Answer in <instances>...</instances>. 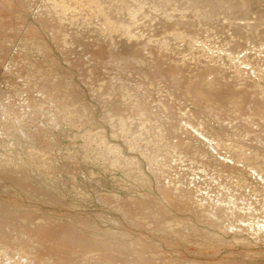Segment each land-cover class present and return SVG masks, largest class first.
<instances>
[{"label": "rangeland", "instance_id": "obj_1", "mask_svg": "<svg viewBox=\"0 0 264 264\" xmlns=\"http://www.w3.org/2000/svg\"><path fill=\"white\" fill-rule=\"evenodd\" d=\"M56 1L63 2L66 5L67 9L66 10L60 9V10L55 11L53 9L54 7H51L52 0H0V3H1L0 4V24H1L0 25V45L2 47L4 45L3 48H5V49H0V60H1V63H0V65H1L0 66V209H2V211H4V212L6 211L5 213H7V214H5L4 212H2L0 210V222H1L0 225L4 224L3 221L5 222V224L1 225V227H0V264H11V263L17 264V262H18V264H32L33 263V260L31 261V259H27L26 257L20 258L22 256L18 255L19 253L17 254V252H20L19 251L20 246L23 245V244H20V243H22L21 241L23 240V242H24V240L27 237H23L24 239H21L20 237H22V235H20V233H18L17 231H15L11 228L6 227L7 224H11V223L17 224L18 223L17 221H19L18 217H23V215H24V217L31 218L32 223L34 222L33 224H37V225L38 224L44 225L47 223V221H49L51 226H53V223H55L54 225L56 227H60L61 225L65 226V227L61 226L60 228H66L67 229L66 226H68L69 227L68 229H70L73 232V234H76V235L78 234L77 236L79 238H83V239L89 238L90 239V237H92V238L96 237V238H98L97 240H99L100 245L103 244V245H101V248L104 247V245L106 246L105 248H107V249H105V250H108L109 247H110L109 249H112L114 247H117L120 244H121V246H119V248L121 247V248H128L129 249L133 246V248H131V249L137 250L138 252H140V254L144 255L143 257L146 256L145 258L151 259L152 262H155L153 264H166L165 262H169L171 264H174L176 262H177V264H181L183 262H185L186 264H188L189 262H191V264H194V262H198V264H201L199 262H203V264H205V263L206 264L207 263H209V264L210 263L211 264L212 263L213 264H231V263L232 264H235V263L236 264H238V263L239 264H264V243H263L264 237L257 236V235L255 236L253 231H251L247 228V223L244 222V221H248V220H241L242 217H244L245 215L247 216L251 211L252 212L249 214V216H252V217H255V215L259 216L258 214L264 213V211H263L264 210V207H263L264 206V197H262V195L264 196V185H263L264 184V182H263L264 181V169H263V167H264V155H263L264 154V130H263L264 129V77H262V76H264V37H263L264 36V11H263L264 10V0H248V1L246 0L247 2H245L244 0H237V1L234 0V2H233V0H228V1L227 0H225V1L224 0H192L194 3L191 0H163V1L162 0L161 1L160 0H98V2L96 0V3H94V4H91L89 2V0H81V2L75 1L74 3L70 2V0H56ZM179 1H181V2H179ZM241 1L242 2L244 1V2L242 3ZM249 1H251L252 3L251 2L249 3ZM226 3L228 5H226ZM246 3H248L249 5ZM260 3H261V6H260ZM262 3H263V5H262ZM99 4H100V6H98ZM190 4L192 6H190ZM244 4H245V6H244ZM168 5H170V6H168ZM203 5H205V8ZM246 5H247V7H246ZM194 6H196V7H194ZM198 6H200V7L198 8ZM97 7H98V9H97ZM206 7H208V8H206ZM99 8L101 10L100 11L101 15L103 14L102 15L103 18L100 17V19H98L99 16L96 13L97 12L96 10H99ZM197 8H198V10H197ZM94 9H96V10L94 11ZM156 9H158V10H156ZM212 10L214 11V13L212 12ZM259 10L262 12L260 13ZM175 11L177 12V14H175L176 13ZM216 11H217V13H215ZM188 12L193 16H190V14ZM70 14L72 15V19L68 20V18H66V16H69ZM179 15H181V16H179ZM188 15H189V17H188ZM212 15H213V17H212ZM56 16H58L60 19H64V20L66 18V20L64 21L66 23H64L65 25L63 24V26L65 29V26L67 25L66 29H68V31H69L68 32L67 30H65L68 32V33L67 32L66 33L69 35H67L65 33V39H67V40H63V42H61V43L59 41L56 42V39L54 36L57 30L56 29L54 30L53 27L50 28L49 25H47L50 22L54 23V25H55V21L53 19H55ZM174 16H176V17H174ZM190 18L192 21L190 20ZM216 18H218V20ZM221 18L223 19V22H222ZM97 20H98V22H97ZM103 20H107V21L110 20L114 25H115V23H117L115 26L117 36L119 35V33H120L119 37H126L127 38L129 35H132V37H130V38H133L135 40L132 42L130 41L128 43V46L133 47L137 44H139L141 46V52H139L137 55V59L139 57L138 60L137 59L133 60V58L126 59V57H128V56L125 57L124 55L123 56L119 55V53H117V52H119V49H121L120 46H118L120 44L112 45L113 44L112 43L109 45V47H107L108 50H106V52L104 54L103 53L101 54V52H99V50L101 51L100 47H102V45H103V47L106 46L105 44H102L103 38H102L101 34H103V33H100L103 30V27L101 26ZM213 20H215V21H213ZM219 20H221V21L219 22ZM41 21H43V22H41ZM44 21H45V23H44ZM170 21H172L174 24ZM176 21L177 22L179 21V22L177 23ZM201 21H203V22H201ZM159 22H160V24H159ZM215 22H217V23H215ZM221 22H222V24H221ZM226 22H228V23H226ZM237 22L241 23L242 26H239L240 24L238 25ZM155 23H156V25H155ZM45 24H46V26H45ZM166 24H168L169 26L168 25L166 26ZM216 24H219L218 25L219 27ZM5 25H8V27ZM160 25H162V27ZM213 25H215V26H213ZM236 25H238V26H236ZM13 26H14V30H13ZM122 26H124V27H122ZM227 26H228V28H227ZM125 27H126V29H125ZM15 28H17V29H15ZM218 28H220V29H218ZM224 28H225V30H224ZM246 28H248V29H246ZM76 29H78V30H76ZM155 30L156 31L158 30V32H156ZM195 30H197V31H195ZM238 30H240V31H238ZM70 31L71 32L73 31V33L74 34L76 33V35H74ZM217 31H218V33H217ZM236 31L241 32V33L243 32V34H241V33L238 34V32H236ZM198 32L201 33L202 35L199 34ZM244 32H245V35H244ZM133 33H135V34H133ZM70 34H73L75 36V38H72L74 36L70 35ZM89 34L91 36H89ZM232 34H233V36H232ZM240 34L242 36L241 38L239 37ZM126 35H128V36H126ZM70 36H71V38H70ZM99 36L101 37V39L99 38ZM106 36L107 35H105V37ZM76 37H77V39L79 38L78 40L82 39L83 37H84V39H88V41H91V43H90L91 46L89 45L88 41L87 42L84 41L85 42L84 44L88 43L89 46L88 45L84 46V44H83V46H84L83 47L81 45L82 43L80 41H78L77 43H79V45H76L77 46L76 47L75 44H76L77 40L74 41L75 44L71 40V39H73V40L76 39ZM94 38H96L97 40ZM25 39H28L29 44L25 43V41H26ZM92 39H94V40H92ZM106 39H108V37H106ZM154 39H155V41H153ZM22 40H24V41H22ZM67 41L70 43H67ZM97 41H99V42H97ZM259 42H260V44H259ZM235 43L236 44L238 43V44L235 45ZM59 44H60V46H59ZM141 44H143V45H141ZM242 45H244V46H242ZM80 46L83 48H81ZM92 46H94V47H92ZM256 46H257V48H256ZM85 47L86 48L88 47V50L84 49ZM161 47L163 48V50ZM78 48H79V50H78ZM80 48H81V50H80ZM149 48H151V49H149ZM110 50L111 51L113 50V51L111 52ZM114 50H116L115 51L116 53L114 52ZM174 50H175V52H174ZM87 51H90V52H87ZM95 51H96V53H95ZM147 51H149V52H147ZM199 51H201V52H199ZM222 51H224V52H222ZM110 52L112 53V55L114 52V55H113L114 57L111 56ZM85 53H87V54H85ZM98 53L101 54L102 56L97 55ZM91 54H93V55H91ZM156 55H157V57H156ZM64 56L68 61L64 58ZM115 56H116V58H115ZM120 56L122 58V59H120L121 61L119 60ZM152 56L154 59H152ZM170 56H171V58H170ZM228 56H229V58H228ZM109 57H110V59H108ZM111 57H112V59H111ZM123 57H125V58L123 59ZM140 57H141V59H140ZM160 57H162V58H160ZM225 57H226V59H225ZM260 57H262V59ZM157 58L160 60L159 62H158ZM219 58H220V60H219ZM125 59L127 61H125ZM232 59H233V62H232ZM122 60H124V61H122ZM145 60H147V61H145ZM152 60H153V63L151 64ZM72 61L75 62L74 65H72L73 64ZM79 61L80 62L82 61L83 63H81V64H83V65H81ZM84 61L86 64L84 63ZM116 61H118V62H116ZM171 61H172V63H171ZM26 62H27V65H26ZM67 62L69 64H67ZM77 62H78V64H77ZM99 62H101L103 64H100ZM121 62H123V63H121ZM125 62H126V64H125ZM132 62H135V63L133 64ZM156 62H157V64H156ZM205 62H206V64H205ZM21 63H22V65H21ZM94 63L95 64L99 63V64H96L97 67H99V68H97ZM236 63H238V64H236ZM24 64L26 65V67L29 68V74H30V77H32L33 81L29 78L30 79L29 82L28 81L26 82V80L28 79L26 75L25 76L27 79L25 78L24 75L20 74L21 73L20 70H18L20 73L17 70H16V72L14 71L15 69H13V68H16V69L17 68L21 69L20 67L24 68V66H23ZM75 64L78 67H76ZM91 64L93 66H95L94 67L95 69L93 68V66ZM150 64H151V66H147ZM153 64H154V66H153ZM240 64H241V66H240ZM18 65H19V67H18ZM85 65H87L88 68H86ZM187 65L189 67H187ZM191 65L194 68H192ZM15 66H17V67H15ZM125 66H128V67H125ZM179 66L181 67V71H180ZM203 66H205V67H203ZM75 67H76V69H75ZM142 67L144 70L142 69ZM146 67L148 69V72L151 71L153 73L146 72L147 71V69H145ZM150 67H151V69H150ZM171 67H174V68L171 69ZM185 67L187 69H184ZM256 67H258L257 70L255 69ZM81 68L82 69L84 68L85 74L82 73L84 71H82ZM121 68H123V69H121ZM158 68H162V69L159 70ZM163 68H164V70H163ZM238 68H239V70H238ZM251 68H253V69H251ZM44 69H48L49 71H51V73L47 74V72H45L46 73L45 74L43 71ZM155 69H157L156 72H158V74H156V75H155V71H152ZM182 69H183V71H182ZM91 70L94 71L93 72L95 74L94 76H93V73L90 72ZM161 70H163V71H161ZM190 70H192V71H190ZM194 70L197 73L193 72ZM96 71H98V72H96ZM139 71H142L141 72L142 74L139 73ZM159 71H161L163 73H160ZM185 71H186L185 74L187 76H184L185 74H183ZM244 71H246V72H244ZM130 72H132V73H130ZM168 72H170V74ZM172 72H174V73H172ZM175 72L177 75L175 74ZM180 72H181V74H180ZM243 72H244V74H243ZM14 73H16V74H14ZM87 73H89V75L90 74L91 75L89 76ZM237 73H239V74H237ZM247 73H248V75H247ZM253 73H254V75H253ZM82 74H83V76H82ZM97 74L99 76H97ZM134 74H136V75L134 76ZM160 74H164L166 76L165 77H164V75L157 76ZM194 74H196V76ZM204 74H205L206 78H205ZM214 74H215V76H212ZM86 75H88V76L86 77ZM198 75H200V76H198ZM14 76H15V78H14ZM92 76H93V78H95L94 80H92L93 78L90 79V77H92ZM162 76H163V78H162ZM170 76H172V77H170ZM232 76H234V77H232ZM84 77H86L87 79ZM147 77H148V79L150 77L151 78L148 80ZM157 77H159V78H157ZM187 77H189V78H187ZM198 77H200V81L198 80L199 79ZM171 78L172 79L174 78V80L176 78H178L177 80H179V81H177V80L172 81ZM180 78H181V80H180ZM182 78L184 79V81ZM201 78L203 79V81H206V82H203ZM213 78H215V79L213 80ZM83 79H86L87 81L86 80L84 81ZM151 79H153L154 82ZM189 79H190V81H189ZM95 80L97 81V84H96ZM119 80H121V81L119 82ZM166 80L168 82H165ZM215 80H216V82H215ZM234 80L236 83L234 82ZM30 81H32V82L30 83ZM223 81H224V83H223ZM68 82L70 85L68 84ZM27 83H28V85H27ZM143 83H145V84H143ZM153 83H154V85H153ZM171 83H173V84H171ZM187 83H189V85ZM205 83H207L208 85L209 84H212V85L214 84V85L208 86ZM61 84L63 85V87L61 86ZM107 84L109 87L107 86ZM161 84H162V86H161ZM177 84H179L182 87L181 88H180V86L178 87ZM220 84H222L224 87L220 86ZM35 85H39V86H35ZM173 85H174V87H173ZM246 85L248 87H245ZM67 86H70V89H68L69 91L67 89H65L66 91L64 89H62L64 87L66 88ZM105 86H107L108 88ZM206 86L209 88H206ZM230 86H231V89H229ZM27 87H29V88H27ZM144 87H146V88H144ZM153 87H155V88H153ZM164 87H166L169 91L166 90V88H164ZM188 87H189V89H188ZM210 87H211V89H210ZM6 88H7V90H6ZM36 88H38V89H36ZM74 88H75L76 94L73 91ZM105 88H107L108 90H105ZM142 88H144V89H142ZM190 88H192V89H190ZM220 88H223V90H221L222 92L219 94V98H217V99L214 98L213 100H211L214 96V95L212 96V94L217 92L218 90H220ZM242 88H243V92L241 90ZM179 89H180V91H179ZM70 90H72V91H70ZM139 90H141V91H139ZM154 90L157 91V93ZM189 90H190V93H189ZM215 90H217V91H215ZM231 90L234 92H231ZM101 91H102V93H100ZM119 91H120V93H119ZM144 91H146L147 93ZM178 91L180 94L178 93ZM199 91H200V93H199ZM240 91H241V94H240ZM64 92H66V93H64ZM72 92H74V93H72ZM77 92H79L80 94H78ZM159 92H161V93H159ZM167 92H168V94H167ZM249 92H250V94H249ZM154 93H156V94H154ZM193 93L196 96H194ZM229 93H231L229 95L230 97L228 96ZM101 94H103V95L101 96ZM124 94H126V95H124ZM66 95H68V96H66ZM73 95L78 96V97L74 99L75 96H73ZM83 95H85V96H83ZM118 95H120V96L118 97ZM172 95L173 96L175 95V96L173 97ZM197 95H198V97H197ZM207 96L210 98H208ZM104 97H106V98L104 99ZM232 97L233 98L235 97L234 99H238L239 97H241V98H239V100H234ZM107 98H109V99H107ZM111 98H113V99H111ZM146 98H147V100H146ZM153 98H154V100H156V99L157 100L154 101ZM173 98L176 101H174ZM66 99H67V101H66ZM203 99H204V101H203ZM218 99H219V101L222 100L221 104L223 105V107H221V108H220V106H222V105H220V102L218 101ZM161 100H164V101H161ZM216 100H217V102H215ZM33 101H34V103H32ZM138 101H140V103ZM149 101H150V103H149ZM192 101H193V103H192ZM106 102H108L109 104ZM147 102L149 103L150 106L148 105ZM260 102H261V104H260ZM119 103H120V105H119ZM178 103L180 106L177 105ZM240 103H242V104H240ZM83 104H85V105H83ZM129 104H131V105H129ZM110 105H111V107H110ZM196 105H198V106H196ZM186 106H187V108H186ZM210 106H212V107H210ZM134 107H137L135 109H138V110H135ZM171 107H173V108H171ZM175 107H176V109H175ZM195 108H196V110H194ZM202 108L204 110H202ZM91 109L94 111H91ZM121 109H123V110H121ZM128 109H129V111H128ZM143 109H145V110H143ZM164 109H166V110H164ZM245 109H246V111H245ZM179 110H180V112H179ZM232 110H235V111L233 112ZM115 111H116V113H115ZM119 111L122 113H120ZM144 111L148 114L147 115L148 118L146 117V115L144 117V114H145ZM149 111H151L153 113H151V112L149 113ZM88 113H90V114H88ZM124 113H125L124 117L128 116L129 118H131L129 120L131 123L127 124V121L121 123V121L118 120V119H120L121 115H124ZM175 113H177L178 115ZM197 113H198V115H197ZM238 113H241L242 115L239 114L240 115L239 116ZM36 114L38 115V117H35ZM131 114H133V116H130ZM135 114H136V116H135ZM140 114H141V116H140ZM153 114H155V115H153ZM246 114H248V115H246ZM175 115L177 118H175ZM211 115H212V117H211ZM81 117H83V118H81ZM84 117H86V122H85V120H83V119H85ZM107 117H108V119H106ZM213 117H214V119H213ZM138 118H140V119H138ZM236 118L239 119L240 122L237 121ZM161 121L162 122L164 121V122L162 123ZM175 121H176V125H175ZM180 121H183V122L186 121V122L183 123ZM206 121H208V123ZM241 121H242V123H241ZM257 121H259V122H257ZM108 122H109V125H108ZM118 122H120V123H118ZM136 122H138V123H136ZM192 123H194L195 125ZM190 124H192V125H190ZM209 124H210V126H209ZM118 125H121V126L123 125L124 129H121L120 126H118ZM213 125H214V127H213ZM232 125H233V127H231ZM43 126H44V128H46V127H48V128L44 129V128H42ZM174 126L175 127L177 126L178 129H176L177 127L175 128ZM247 126H249V128ZM204 127H205V129H203ZM41 128L43 131H41ZM187 128L188 129L190 128L189 130L193 131L192 132L193 134L190 133L191 131H189ZM117 129L119 131H116ZM247 129L248 130L251 129V131L248 132ZM253 129L255 131H253ZM258 129H260L261 132H258L259 131ZM44 130H45V132H44ZM198 130H199V132H198ZM209 130L211 132H209ZM184 131H187V132H184ZM245 131H247V133ZM206 132H208V133H206ZM212 132H214V134ZM41 134H42V136H41ZM223 134H224V136H222ZM260 134H261V137L259 136ZM122 135H124V136L122 137ZM169 135H171V138ZM179 135H180V137H179ZM27 136H29V138ZM167 136H169V137H167ZM184 136L185 137L188 136L189 138L188 137L184 138ZM252 136L254 139L252 138ZM32 137L34 138V140ZM163 137H165V138L167 137V140L168 139L173 140V144L169 143L170 140L167 141L169 144L163 142L165 139ZM183 139L186 141V143H185V141H183ZM212 141H214V142H212ZM170 142H172V141H170ZM178 142L179 143L183 142V144H181V145L184 146L187 151H190V153H191L190 156H193V157L198 156L197 159L195 158V160H196L195 162H191V160L188 159L186 156L178 157V158L174 159V161H173V160H167L166 153L157 154V151H168L169 150L168 146H173L175 143L178 144ZM240 143H241V145H240ZM176 144L174 147L177 146V148H178V146L180 144L179 145H176ZM242 145H243V147H242ZM232 146H234V147H232ZM260 146H262V147H260ZM192 147H193V149H192ZM244 148H248V149L245 150ZM190 149H192V150H190ZM220 149H221V151H220ZM199 150H201V151H199ZM204 150H205V152H204ZM245 151H247V152H245ZM261 151H262L261 155H263V156L260 155ZM223 153H224V155H223ZM231 154L233 157L231 156ZM236 154L238 155L237 157H235ZM240 154H242V155H240ZM209 155H212V156L208 157ZM250 155H251V157H249ZM176 156H178V154H175V155L173 154V158H175ZM223 156H224V158H223ZM255 156H257V158ZM228 157H230V158L232 157V159H230V158L228 159ZM186 158L188 160H186ZM206 158H207V160H209L210 158H212V159L210 161H208V163H207V160H206V162L204 161ZM233 158H234V160H233ZM235 158L237 159V161L235 160ZM250 158H252L253 161H250L251 160ZM254 158H256V160ZM232 160H233V162H231ZM149 161H151L150 164L148 163ZM226 161H228V162H226ZM152 162H154L153 163L154 165H152ZM182 162H183V164H182ZM203 162H205V163H203ZM212 162L213 163L216 162V163L213 164ZM225 162H226V164H225ZM242 162H244V163H242ZM169 163H171V164H169ZM201 163L204 165H201ZM178 164H180V165H178ZM207 164H208V167L206 166ZM219 164L221 167H225L226 169L220 168ZM256 164H257V166H256ZM77 165H78V169H77ZM112 165L114 166V168ZM193 165H195V166H193ZM253 165L257 167V168L254 167V169L257 171H255L253 169ZM106 166L109 167V169H106ZM149 166L150 167L153 166V167L150 168ZM226 166H230V167L227 168ZM64 167L66 169L69 168L68 171ZM79 167H80V169H79ZM119 167H121V169ZM188 167H190L189 171L191 170L190 172L188 171L189 173H187ZM191 167H194L193 168L194 173H192L193 169H191ZM215 167L219 168L220 170L215 168ZM62 168H64L66 171L63 169L64 173L58 172V171H62ZM103 168L107 171L109 170L108 171L109 173L106 172ZM201 168H203V169H201ZM154 169L156 171H154ZM185 169H186V171H185ZM197 169H199V172L202 176L199 174L198 171H196ZM210 169H213V170L215 169L216 173H218V174L215 175V171L213 172V170H211L213 172V174H211L212 172H210ZM117 170H119L120 172L119 171L117 172ZM157 170L160 173H158ZM163 170H164V172H163ZM248 170H250V171H248ZM124 171H125L126 175L122 176L121 174H124ZM195 171H196V173H195ZM155 173H156V175H155ZM184 173H185V175H184ZM256 173H258V175ZM66 174H67V176L70 177V179H69V177L66 176ZM106 174H109V177ZM191 174H192V176H191ZM193 174H195V175L197 174L196 178L191 179V177H194ZM207 174H208V176L211 174L210 176H212V177L208 178ZM154 175H155V177H153ZM183 175L184 176L187 175V177H184ZM103 176H104V178H103ZM126 176H127V178H126ZM130 176L132 177L131 179L129 178ZM137 176H139V177H137ZM199 176L201 178H203L205 176L207 177L206 181L204 180V178L202 179L205 181V185L209 179L212 180L211 182L213 184H212V186L210 185L212 188L209 186L212 190L210 189V191H208L209 187H207L209 184H211L210 180L208 181L207 186L203 185L204 181L201 183H203L202 185L205 187H202L200 185L201 183L199 180H201V178ZM215 176H217V179ZM219 176L221 177V179ZM238 176H240V177H238ZM222 177H224V178H222ZM169 178H172L175 180L179 179L178 182H174L175 188L178 187V190L181 191L182 194H184L183 192H185V194H186L188 192V190L190 189L191 192L189 193L188 198L194 202H197V204L203 203L204 201H206V206L200 207V205L198 206L196 203L193 202V209H185L187 211H185L183 209V211H182V209H179V210L175 209L174 204L173 205L171 204L172 205L171 206L170 204H168L166 202V200L163 201L164 199H162V197H161L162 194H160V188L162 187V184H163L162 182H164V184L169 182ZM186 178L190 179V180L188 181V180H186ZM163 179H164V181H163ZM214 179H216V181L218 180L219 184H220V181H222V179H224L222 181L223 185L221 184V186L217 185V187H215V184H217V182ZM126 180L128 183L126 182ZM175 180H172V182ZM192 180H195V182L193 181L194 182L193 183ZM197 180L200 184L197 182ZM143 181L145 184L147 183V185H149L148 189H147V186L144 185V183H142ZM159 181H161V184ZM182 181H184L185 183H182ZM117 182H119V183H117ZM190 182H192V183H190ZM125 183H127L126 186L124 185ZM155 183L157 185H155ZM119 184L120 185L122 184L123 186L122 185L121 186L123 188ZM132 184H133V186H132ZM182 184H183V186H182ZM193 184H195L196 186H199V187H196ZM251 185H252V189L250 190ZM259 185L262 187H258ZM118 186H120L121 188ZM136 186H139V187H136ZM200 186H201V188H200ZM114 187H116V188H114ZM130 187H131V189H130ZM192 187H195V188H192ZM196 188H198L199 190ZM205 188H207V190ZM224 188H225V190H224ZM260 188H262V189H260ZM132 189H134L136 193ZM258 189H260L259 192H258ZM65 190H66V192H65ZM150 190H151V192H150ZM62 191L65 193H63ZM254 191H255V193H254ZM131 192H133V193H131ZM209 192H211V193H209ZM47 193L49 196L47 195ZM62 193L64 194L63 195L64 199L62 198ZM127 193L129 195H127ZM51 194H52V196H50ZM59 194L61 195V199H60ZM65 194H66V196H65ZM132 194H134V195H132ZM142 194H144V195L142 196ZM214 194H215V196H213ZM227 194H228V196H227ZM76 195H79V196H76ZM108 195H110V196L107 197ZM124 195H127V196H124ZM197 195H199L200 197L198 196L199 198H196ZM224 195L227 196L229 199L225 200V202L223 200L222 204H223L224 209L222 210L223 211L222 212V211H220L218 204H216V203L213 204L210 202L214 197L224 196ZM99 196H103V197H99ZM105 196L107 197V199ZM120 196H121V198H120ZM145 196L147 197V199H145V200H148L146 202H150L151 204H153V202H156L155 204H153V205H155V208L158 205V203L160 202L159 204H161L160 205L161 209L165 208L167 210L168 215L170 216L169 217L166 215V218L169 219L168 220L169 222L171 221L173 223L174 222L177 223V221H179L182 223L181 224L178 222L179 224L177 223V225L174 223L175 229L172 228L169 230L170 233H172V232H175L176 234L178 233L177 235L175 234V236H174V234H170L166 229H160V228H157L155 226L150 227L149 224H147V223H146L147 226H145V228H144V226H142V224H137L136 220L133 221V219L131 217H130L131 219L128 217L129 215L125 212L126 210H124L126 205L121 206L118 204L122 201H125V200L127 201V197H128L129 200L127 201V203H129L132 199L133 200L131 203L132 207H135L133 202L138 201V200H140V202H141V200L143 198H145ZM97 197H99V198H97ZM125 197H126V199H125ZM150 197L153 199V202H152V199L150 200ZM259 197H260V199H262L261 207L254 208V205H255L254 203H252V205L250 206V202H253V200H256ZM102 198H103V201H102ZM104 198L106 201L104 200ZM112 198H114V199L116 198V200H114ZM119 198H120V200H118ZM231 198L235 200V204L230 202ZM100 199H101V201H100ZM110 200L113 203H110ZM117 200H118V202H116ZM108 201H109V203H108ZM126 201L124 202L125 204H126ZM143 201H144V199L142 200V202ZM114 203H115V206L113 205ZM138 203H139V201H138ZM212 204L214 205L213 207H212ZM109 205H111V206H109ZM194 205H195V207L197 205V207L194 208ZM208 206H209V208H208ZM259 206H260V204H259ZM117 207H119V208H117ZM122 207H124V208H122ZM166 207H168V208H166ZM249 207H250V209H249ZM252 207L254 208V210ZM4 209H6V210H4ZM219 211H220V213H218ZM184 212H185V214H184ZM192 212H194V213H192ZM240 212H242V214ZM200 213H202V214H200ZM210 213H212V216L210 215ZM15 214H16V216H15ZM239 214H240V216H239ZM9 216H11V217H9ZM200 216H202V217L200 218ZM124 217H125V221H124ZM194 217L197 219H195ZM4 219H6V220H4ZM11 219H14V220H11ZM174 219H176V220L174 221ZM232 219H234V220H232ZM7 220H8V222H9V220H10V222L11 221L12 222L8 223V222H6ZM51 220H53L52 223L50 222ZM197 220H198V222H197ZM260 220L261 219H259L258 221L261 222L263 220V222H264V219H262L261 221ZM128 221H132V222H128ZM206 221L208 223H206ZM226 221H227V224H226ZM87 222L90 224H88ZM135 223L137 225H135ZM209 223L212 225H209ZM129 224L132 227L129 226ZM180 224L182 226L179 227ZM190 225H193L194 227L190 226ZM239 225H241V226H239ZM243 226H244V228H243ZM136 227L137 228L140 227V228L137 230ZM188 227H189V229H188ZM238 227H240V229H238ZM261 227H262V225L260 224L259 231L261 230ZM155 228H157L158 230ZM185 229H188V232L190 230L189 234H188V232H186L187 230L185 231ZM75 230L78 232H76ZM163 230H165V231H163ZM184 231L188 235L192 234L193 236L192 235L188 236ZM159 232H161V234ZM183 232L186 234V235L184 234L185 236L182 235ZM251 232H252V234H251ZM125 233H128V234H125ZM123 235L125 237H122ZM127 235H129V236L127 237ZM206 235H208V238L206 237ZM5 236H7V237H5ZM80 236H82V237H80ZM167 236L169 238H167ZM177 236H178V238H177ZM182 236H184V237H182ZM191 236L193 238H191ZM182 238H184L183 239L184 241L181 240ZM135 239H136V242H135ZM189 239H191V240L189 241ZM253 239H255V240H253ZM7 240H8V242L9 241L10 242L8 243ZM28 240L29 239H27V241ZM204 240L206 241L205 243H204ZM207 240H210V241H207ZM246 240H247V242H246ZM3 241H5L6 244H4ZM137 241H139V242L141 241V242L137 243ZM194 241H196V242L193 243ZM197 242H199V243L196 244ZM208 242H210L211 245L208 244ZM28 243H30V240L28 241ZM60 243L62 244V242H60ZM130 243H132V244H130ZM142 243L145 246L142 245ZM203 243L206 244V246H204ZM146 244L149 245L150 247H148ZM188 244H190V245H188ZM24 245L30 246V244L26 245L25 242H24ZM32 245L35 247V243H33ZM185 248H186V251H185ZM154 249H155L156 254L154 252ZM192 250H194V252H191ZM212 251H213V253H212ZM158 253H160V254L158 255ZM243 255L246 258H244ZM159 256H162V257L160 258ZM77 257L78 256H74V259L76 260V261L75 260L73 261L74 264H79V263L80 264H84V263L85 264H89V263L90 264H98V263L104 264L105 263L103 260H99V258H97V257H95L97 259L94 258V260H96V261L99 260V262H95V261L93 262L92 257H91V259L85 258V257H82V258L80 257L81 260L79 259V257L78 258ZM127 258L128 257L126 256L124 258V260H125V262H127L126 264H129L131 262V260H128L129 258L128 259ZM84 259L86 262L84 261ZM89 259H90V261H89ZM126 259H127V261H126ZM176 259L180 260L181 263H179V261H177ZM45 260H46V257L42 258L40 261V264H51L48 262L45 263ZM122 260H123V258L120 260V263L117 262L114 264H121L124 262V260L123 261ZM163 260H164V262H163ZM101 261H103L104 263H102ZM218 261H219V263H218ZM123 264H125V263H123ZM130 264H132V262Z\"/></svg>", "mask_w": 264, "mask_h": 264}, {"label": "bare ground", "instance_id": "obj_2", "mask_svg": "<svg viewBox=\"0 0 264 264\" xmlns=\"http://www.w3.org/2000/svg\"><path fill=\"white\" fill-rule=\"evenodd\" d=\"M75 1H77V2H81V0H70V2H72V3H74ZM161 1V0H160ZM163 1V0H162ZM192 1V0H191ZM225 1V0H224ZM228 1V0H227ZM235 1H237V0H235ZM245 2H247L246 0H244ZM243 1V2H244ZM49 2V1H48ZM89 2L91 3V4H94V3H96V0H89ZM97 2H98V0H97ZM167 2V1H166ZM179 2H181V1H179ZM184 2V1H183ZM193 2V1H192ZM191 2V3H192ZM199 2V1H198ZM232 2V1H231ZM233 2H234V0H233ZM242 2V1H241ZM242 2V3H243ZM251 1H249V3H250ZM168 3V2H167ZM166 3V4H167ZM194 3V2H193ZM205 3V2H204ZM236 3V2H235ZM252 3V2H251ZM1 4V3H0ZM114 4V3H113ZM199 4V3H198ZM207 4V3H206ZM220 4V3H219ZM223 4V3H222ZM239 4V3H238ZM246 4H248V3H246ZM50 5V4H49ZM96 5V4H95ZM117 5V4H116ZM115 5V6H116ZM164 5V4H163ZM162 5V6H163ZM213 5V4H212ZM226 5H228L227 3H226ZM243 5V4H242ZM249 5V4H248ZM262 5H263V3H262ZM6 6V5H5ZM4 6V7H5ZM94 6V5H93ZM98 6H100V4L98 5ZM168 6H170V5H168ZM190 6H192L191 4H190ZM204 6V8H205V5H203ZM238 6V5H237ZM244 6H245V4H244ZM260 6H261V3H260ZM259 6V7H260ZM49 7V6H48ZM51 7H54L53 9L55 10V11H57V10H60V9H62V10H66L67 9V7H66V5L63 3V2H61V1H56V0H52V3H51ZM96 7V6H95ZM194 7H196V6H194ZM200 6H198V8H199ZM209 7V6H208ZM208 7H206V8H208ZM214 7V6H213ZM231 7V6H230ZM233 7V6H232ZM246 7H247V5H246ZM101 8V7H100ZM100 8H99V10H96V9H94V11L96 10L97 12V15L99 16L98 17V19H100V17H102L103 18V14L101 15V13H100ZM119 8V7H118ZM153 8V7H152ZM163 8V7H162ZM169 8V7H168ZM193 8V7H192ZM198 8H197V10H198ZM203 8V9H204ZM212 8V7H211ZM225 8V7H224ZM250 8V7H249ZM46 9V8H45ZM97 9H98V7H97ZM149 10V9H148ZM156 10H158V9H156ZM167 10V9H166ZM205 10V9H204ZM3 11V10H2ZM26 11V10H25ZM49 11V10H48ZM170 11V10H169ZM177 11V10H176ZM175 11V12H176ZM210 11V10H209ZM221 11V10H220ZM260 11V10H259ZM264 11V10H263ZM138 12V11H137ZM152 12V11H151ZM158 12V11H157ZM156 12V13H157ZM165 12V11H164ZM167 12V11H166ZM211 12V11H210ZM209 12V13H210ZM212 12L214 13V11L212 10ZM249 12V11H248ZM262 11H260V13H261ZM106 13V12H105ZM146 13V12H145ZM172 13V12H171ZM180 13V12H179ZM189 13V12H188ZM215 13H217V11L215 12ZM229 13V12H228ZM49 14V13H48ZM55 14V13H54ZM175 14H177V12L175 13ZM190 14V13H189ZM207 14V13H206ZM212 14V13H211ZM224 14V13H223ZM222 14V15H223ZM96 15V14H95ZM182 15V14H181ZM181 15H179V16H181ZM204 15V14H203ZM225 15V14H224ZM41 16V15H40ZM49 16V15H48ZM51 16V15H50ZM110 16V15H109ZM149 16V15H148ZM187 16V15H186ZM190 16H193V15H191L190 14ZM227 16V15H226ZM53 17V16H52ZM55 17V16H54ZM96 17V16H95ZM111 17V16H110ZM113 17V16H112ZM150 17V16H149ZM152 17V16H151ZM164 17V16H163ZM166 17V16H165ZM174 17H176V16H174ZM188 17H189V15H188ZM212 17H213V15H212ZM220 17V16H219ZM222 17V16H221ZM225 17V16H224ZM261 17V16H260ZM66 18H68V20L69 19H72V15L70 14L69 16H66ZM66 18H65V20H66ZM101 18V19H102ZM109 18V17H108ZM155 18V17H154ZM192 18V17H191ZM191 18H190V20H191ZM198 18V17H197ZM237 18V17H236ZM235 18V19H236ZM257 18V17H256ZM262 18V17H261ZM40 19V18H39ZM53 19V18H52ZM113 19V18H112ZM115 19V18H114ZM123 19V18H122ZM157 19V18H156ZM204 19V18H203ZM217 20H218V18H216ZM220 19V18H219ZM222 19V18H221ZM231 19V18H230ZM245 19V18H244ZM54 21H55V25H54V23H52V22H50L49 24H47V25H49V27L51 28V27H53L54 28V30L56 29L57 31H56V33H55V39H56V42L57 41H59L60 43L61 42H63V40H67V39H65V33L68 31V29H66V26H65V29H64V26H63V24L64 23H66V22H64L65 20L64 19H60L58 16H56V18L55 19H53ZM108 20V19H107ZM107 20H103L102 21V27H103V30L100 32V33H103V34H101L102 35V38H103V43L102 44H105L106 46L105 47H103V45H102V47H100V49H101V51L99 50V52H101V54L103 53H105L106 52V50H108L107 49V47H109V45L110 44H112V45H114V44H120V45H118V46H120V48L121 49H119V52H117V53H119V55H124L125 57L126 56H128V57H126V59H131V58H133V60L134 59H137V55H138V53L139 52H141V46L139 45V44H137V45H135V46H133V47H129L128 46V43L131 41H134L135 39H133V38H130V37H132V35H126V36H128L127 38L126 37H119V35H120V33H119V35L117 36V32H116V28H115V26H116V24L117 23H115V25L109 20V21H107ZM155 20V19H154ZM162 20V19H161ZM174 20V19H173ZM176 20V19H175ZM178 20V19H177ZM189 20V19H188ZM197 20V19H196ZM199 20V19H198ZM207 20V19H206ZM225 20V19H224ZM248 20V19H247ZM53 21V22H54ZM71 21V20H70ZM129 21V20H128ZM181 21V20H180ZM192 21V20H191ZM213 21H215V20H213ZM221 20H219V22H220ZM231 21V20H230ZM241 21V20H240ZM249 21V20H248ZM263 21V20H262ZM41 22H43V21H41ZM97 22H98V20H97ZM101 22V21H100ZM162 22V21H161ZM169 22V21H168ZM170 22H172V21H170ZM177 22V21H176ZM179 22V21H178ZM177 22V23H178ZM201 22H203V21H201ZM222 22H223V19H222ZM222 22H221V24H222ZM260 22V21H259ZM44 23H45V21H44ZM68 23V22H67ZM173 23V22H172ZM176 23V24H177ZM192 23V22H191ZM196 23V22H195ZM194 23V24H195ZM205 23V22H204ZM214 23V22H213ZM215 23H217V22H215ZM226 23H228V22H226ZM238 23V22H237ZM245 23V22H244ZM257 23V22H256ZM46 24H45V26H46ZM98 24V23H97ZM128 24V23H127ZM159 24H160V22H159ZM174 24V23H173ZM180 24V23H179ZM220 24V23H219ZM219 24H216L217 26L219 25ZM220 24V25H221ZM234 24V23H233ZM240 24V25H239ZM255 24V23H254ZM1 25V24H0ZM14 25V24H13ZM65 25V24H64ZM72 25V24H71ZM121 25V24H120ZM137 25V24H136ZM155 25H156V23H155ZM168 24H166V26H167ZM172 25V24H171ZM178 25V24H177ZM199 25V24H198ZM197 25V26H198ZM226 25V24H225ZM238 25L239 26H242L241 25V23H238ZM238 25H236V26H238ZM245 25V24H244ZM5 26H7L8 27V25H5ZM57 26V27H56ZM130 26V25H129ZM138 26V25H137ZM161 27H162V25H160ZM169 26V25H168ZM194 26V25H193ZM213 26H215V25H213ZM223 26V25H222ZM235 26V25H234ZM246 26V25H245ZM244 26V27H245ZM16 27V26H15ZM44 27V26H43ZM48 27V26H47ZM122 27H124V26H122ZM127 27V26H126ZM126 27H125V29H126ZM158 27V26H157ZM176 27V26H175ZM219 27V26H218ZM232 27V26H231ZM11 28V27H10ZM18 28V27H17ZM17 28H15V29H17ZM69 28V27H68ZM100 28V27H99ZM120 28V27H119ZM136 28V27H135ZM152 28V27H151ZM167 28V27H166ZM165 28V29H166ZM191 28V27H190ZM223 28V27H222ZM221 28V29H222ZM227 28H228V26H227ZM19 29V28H18ZM49 29V28H48ZM70 29V28H69ZM72 29V28H71ZM74 29V28H73ZM93 29V28H92ZM98 29V28H97ZM118 29V28H117ZM123 29V28H122ZM207 29V28H206ZM218 29H220V28H218ZM242 29V28H241ZM246 29H248V28H246ZM258 29V28H257ZM13 30H14V26H13ZM12 30V31H13ZM20 30V29H19ZM65 30H67V31H65ZM76 30H78V29H76ZM151 30V29H150ZM173 30V29H172ZM187 30V29H186ZM224 30H225V28H224ZM237 30V29H236ZM261 30V29H260ZM4 31V30H3ZM10 31V30H9ZM33 31V30H32ZM121 31V30H120ZM124 31V30H123ZM156 31V30H155ZM162 31V30H161ZM169 31V30H168ZM194 31V30H193ZM195 31H197V30H195ZM204 31V30H203ZM238 31H240V30H238ZM238 31H236V32H238ZM244 31V30H243ZM246 31V30H245ZM34 32V31H33ZM55 32V31H54ZM69 32V31H68ZM67 32V33H68ZM71 32V31H70ZM126 32V31H125ZM156 32H158V30L156 31ZM160 32V31H159ZM176 32V31H175ZM200 32V31H199ZM198 32V33H199ZM10 33V32H9ZM16 33V32H15ZM66 33V34H67ZM71 33H73V31L71 32ZM94 33V32H93ZM129 33V32H128ZM203 33V32H202ZM217 33H218V31H217ZM239 33H241V32H238V34ZM29 34V33H28ZM36 34V33H35ZM74 34V33H73ZM73 34H70V35H73ZM82 34V33H81ZM92 34V33H91ZM133 34H135V33H133ZM152 34V33H151ZM199 34H201V33H199ZM198 34V35H199ZM241 34H243V32L241 33ZM241 34H240V38L242 37L241 36ZM14 35V34H13ZM16 35V34H15ZM19 35V34H18ZM53 35V34H52ZM67 35H69V34H67ZM66 35V36H67ZM74 35H76V33L74 34ZM73 35V36H74ZM94 35V34H93ZM105 35H107L106 37H108V39H106V37H105ZM158 35V34H157ZM202 35V34H201ZM200 35V36H201ZM236 35V34H235ZM244 35H245V32H244ZM28 36V35H27ZM26 36V37H27ZM51 36V35H50ZM86 36V35H85ZM89 36H91L90 34H89ZM134 36V35H133ZM193 36V35H192ZM232 36H233V34H232ZM248 36V35H247ZM253 36V35H252ZM162 37V36H161ZM171 37V36H170ZM177 37V36H176ZM209 37V36H208ZM218 37V36H217ZM264 37V36H263ZM10 38V37H9ZM8 38V39H9ZM70 38H71V36H70ZM72 38H75V36L74 37H72ZM97 38V37H96ZM96 38H94V39H96ZM99 38L101 39V37L99 36ZM140 38V37H139ZM185 38V37H184ZM201 38V37H200ZM238 38V37H237ZM244 38V37H243ZM255 38V37H254ZM261 38V37H260ZM11 39V38H10ZM79 39V38H78ZM77 39V37H76V39H71L72 40V42L74 43V41L75 40H77L76 41V44H75V46L76 45H79V43H77L78 41H80L82 44V46H83V44L85 43V42H87L88 41V39H84V37L82 38V39H80V40H78ZM94 39H92V40H94ZM99 39V40H100ZM151 39V38H150ZM156 39V38H155ZM155 39L153 40V41H155ZM171 39V38H170ZM258 39V38H257ZM3 40V39H2ZM26 41H25V43H28L29 44V41H28V39H25ZM36 40V39H35ZM70 40V41H71ZM97 40V39H96ZM95 40V41H96ZM240 40V39H239ZM11 41V40H10ZM22 41H24V40H22ZM54 41V40H53ZM85 41V42H84ZM94 41V42H95ZM101 41V40H100ZM152 41V42H153ZM21 42V41H20ZM58 42V43H59ZM97 42H99V41H97ZM190 42V41H189ZM220 42V41H219ZM242 42V41H241ZM54 43V42H53ZM65 43V42H64ZM67 43H70V42H68L67 41ZM66 43V44H67ZM88 43H89V45L91 46V41H88ZM88 43H86V44H84V46L86 45H88ZM136 43V42H135ZM160 43V42H159ZM202 43V42H201ZM215 43V42H214ZM246 43V42H245ZM257 43V42H256ZM72 44V43H71ZM98 44V43H97ZM132 44V43H131ZM147 44V43H146ZM156 44V43H155ZM171 44V43H170ZM174 44V43H173ZM234 44V43H233ZM238 44V43H237ZM236 43H235V45H237ZM259 44H260V42H259ZM258 44V45H259ZM73 45V44H72ZM88 45V46H89ZM94 45V44H93ZM141 45H143V44H141ZM164 45V44H163ZM190 45V44H189ZM201 45V44H200ZM199 45V46H200ZM219 45V44H218ZM240 45V44H239ZM246 45V44H245ZM251 45V44H250ZM57 46V45H56ZM55 46V47H56ZM59 46H60V44H59ZM62 46V45H61ZM83 46V47H84ZM131 46V45H130ZM153 46V45H152ZM162 46V45H161ZM242 46H244V45H242ZM241 46V47H242ZM3 47H4V45H3ZM1 45H0V49H5V48H3ZM8 47V46H7ZM25 47V46H24ZM77 47V46H76ZM75 47V48H76ZM81 47V46H80ZM83 47H81V48H83ZM92 47H94V46H92ZM113 47V46H112ZM158 47V46H157ZM218 47V46H217ZM216 47V48H217ZM236 47V46H235ZM263 47V46H262ZM27 48V47H26ZM29 48V47H28ZM65 48V47H64ZM63 48V49H64ZM81 48H80V50H81ZM98 48V47H97ZM118 48V47H117ZM148 48V47H147ZM162 48V47H161ZM166 48V47H165ZM190 48V47H189ZM252 48V47H251ZM256 48H257V46H256ZM84 49H87L88 50V47L86 48H84ZM92 49V48H91ZM149 49H151V48H149ZM173 49V48H172ZM196 49V48H195ZM194 49V50H195ZM212 49V48H211ZM235 49V48H234ZM78 50H79V48H78ZM94 50V49H93ZM92 50V51H93ZM158 50V49H157ZM162 50H163V48H162ZM188 50V49H187ZM246 50V49H245ZM24 51V50H23ZM66 51V50H65ZM64 51V52H65ZM84 51V50H83ZM91 51V50H90ZM90 51H87V52H90ZM111 51V50H110ZM113 51V50H112ZM111 51V52H112ZM116 50H114V52H115ZM211 51V50H210ZM110 52V53H111ZM114 52H113V55H114ZM147 52H149V51H147ZM151 52V51H150ZM174 52H175V50H174ZM199 52H201V51H199ZM205 52V51H204ZM215 52V51H214ZM217 52V51H216ZM222 52H224V51H222ZM27 53V52H26ZM63 53V52H62ZM84 53V52H83ZM95 53H96V51H95ZM116 53V52H115ZM152 53V52H151ZM164 53V52H163ZM234 53V52H233ZM232 53V54H233ZM263 53V52H262ZM28 54V53H27ZM26 54V55H27ZM85 54H87V53H85ZM89 54V53H88ZM101 54H97V55H101ZM141 54V53H140ZM144 54V53H143ZM155 54V53H154ZM192 54V53H191ZM223 54V53H222ZM231 54V55H232ZM260 54V53H259ZM29 55V54H28ZM70 55V54H69ZM91 55H93V54H91ZM96 55V56H97ZM112 55V53H111V56L112 57H114ZM116 55V54H115ZM118 55V54H117ZM158 55V54H157ZM157 55H156V57H157ZM166 55V54H165ZM174 55V54H173ZM215 55V54H214ZM225 55V54H224ZM240 55V54H239ZM3 56V55H2ZM63 56V55H62ZM75 56V55H74ZM102 56V55H101ZM161 56V55H160ZM169 56V55H168ZM196 56V55H195ZM216 56V55H215ZM238 56V55H237ZM67 57V56H66ZM112 57H111V59H112ZM125 57H123V59L125 58ZM147 57V56H146ZM151 57V56H150ZM149 57V58H150ZM155 57V56H154ZM166 57V56H165ZM173 57V56H172ZM192 57V56H191ZM64 58H65V56H64ZM69 58V57H68ZM81 58V57H80ZM85 58V57H84ZM115 58H116V56H115ZM119 58V57H118ZM160 58H162V57H160ZM167 58V57H166ZM170 58H171V56H170ZM174 58V57H173ZM211 58V57H210ZM228 58H229V56H228ZM231 58V57H230ZM261 59H262V57H260ZM66 59V58H65ZM82 59V58H81ZM80 59V60H81ZM87 59V58H86ZM108 59H110V57L108 58ZM120 59H122L121 58V56H120V58H119V60ZM125 59V61H127ZM138 59H139V57H138ZM137 59V60H138ZM140 59H141V57H140ZM148 59V58H147ZM152 59H154L153 58V56H152ZM158 59V58H157ZM212 59V58H211ZM225 59H226V57H225ZM234 59V58H233ZM233 59H232V62H233ZM67 60V59H66ZM75 60V59H74ZM118 60V59H117ZM144 60V59H143ZM150 60V59H149ZM171 60V59H170ZM176 60V59H175ZM194 60V59H193ZM219 60H220V58H219ZM256 60V59H255ZM68 61V60H67ZM88 61V60H87ZM121 61V60H120ZM122 61H124V60H122ZM145 61H147V60H145ZM156 61V60H155ZM160 60L158 59V62H159ZM163 61V60H162ZM174 61V60H173ZM216 61V60H215ZM230 61V60H229ZM238 61V60H237ZM257 61V60H256ZM24 62V61H23ZM73 62V64L72 65H74V61H72ZM80 62V61H79ZM116 62H118V61H116ZM115 62V63H116ZM164 62V61H163ZM166 62V61H165ZM168 62V61H167ZM185 62V61H184ZM197 62V61H196ZM224 62V61H223ZM231 62V61H230ZM0 63H1V60H0ZM71 63V62H70ZM81 63H83L82 61L80 62V64ZM84 63H85V61H84ZM100 64H103V63H101V62H99ZM99 63H96V64H99ZM114 63V62H113ZM120 63V62H119ZM121 63H123V62H121ZM128 63V62H127ZM133 64L135 63V62H132ZM149 63V62H148ZM153 63V60H152V62H151V64ZM171 63H172V61H171ZM259 63V62H258ZM263 63V62H262ZM29 64V63H28ZM67 64H69L68 62H67ZM77 64H78V62H77ZM86 64V63H85ZM93 64V63H92ZM91 64V65H92ZM95 64V63H94ZM95 64V66L97 67V65ZM125 64H126V62H125ZM140 64V63H139ZM138 64V65H139ZM147 64V63H146ZM151 64L150 65H147V66H151ZM156 64H157V62H156ZM169 64V63H168ZM200 64V63H199ZM205 64H206V62H205ZM236 64H238V63H236ZM21 65H22V63H21ZM26 65H27V62H26ZM26 65L24 64L23 66H24V68L23 67H20L21 69H16V68H13V69H15L14 71L16 72V70L18 71V70H20V74H22V75H26L27 76V78H26V76H25V78L27 79L26 80V82L28 81L29 82V80L31 79L32 81H33V79H32V77H30V74H29V68L28 67H26ZM76 65V64H75ZM81 65H83V64H81ZM122 65V64H121ZM132 65V64H131ZM172 65V64H171ZM175 65V64H174ZM190 65V64H189ZM194 65V64H193ZM213 65V64H212ZM229 65V64H228ZM235 65V64H234ZM243 65V64H242ZM1 66V65H0ZM59 66V65H58ZM71 66V65H70ZM93 66V65H92ZM95 66H93V68L95 67ZM124 66V65H123ZM130 66V65H129ZM133 66V65H132ZM142 66V65H141ZM153 66H154V64H153ZM152 66V67H153ZM169 66V65H168ZM202 66V65H201ZM238 66V65H237ZM240 66H241V64H240ZM256 66V65H255ZM15 67H17V66H15ZM18 67H19V65H18ZM76 67H78L77 65H76ZM76 67H75V69H76ZM82 67V66H81ZM85 67L86 68H88L87 67V65H85ZM84 67V68H85ZM91 67V66H90ZM89 67V68H90ZM102 67V66H101ZM104 67V66H103ZM120 67V66H119ZM125 67H128V66H125ZM138 67V66H137ZM140 67V66H139ZM145 67V66H144ZM166 67V66H165ZM164 67V68H165ZM187 67H189L188 65H187ZM191 67H192V65H191ZM203 67H205V66H203ZM218 67V66H217ZM226 67V66H225ZM259 67V66H258ZM258 67H256L255 69L257 70V68ZM11 68V67H10ZM84 68L82 69V71H84ZM92 68V67H91ZM97 68H99V67H97ZM149 68V67H148ZM164 68H163V70H164ZM169 68V67H168ZM172 68H174V67H171V69ZM179 68H180V71H181V67L179 66ZM192 68H194V67H192ZM222 68V67H221ZM12 69V68H11ZM78 69V68H77ZM95 69V68H94ZM105 69V68H104ZM121 69H123V68H121ZM126 69V68H125ZM133 69V68H132ZM136 69V68H135ZM142 69H143V67H142ZM145 69H147V67L145 68ZM150 69H151V67H150ZM153 69V68H152ZM159 70L160 69H162V68H158ZM176 69V68H175ZM174 69V70H175ZM184 69H187L186 67L184 68ZM215 69V68H214ZM227 69V68H226ZM225 69V70H226ZM251 69H253V68H251ZM10 70V69H9ZM87 70V69H86ZM89 70V69H88ZM98 70V69H97ZM102 70V69H101ZM139 70V69H138ZM144 70V69H143ZM163 70H161V71H163ZM177 70V69H176ZM179 70V69H178ZM213 70V69H212ZM238 70H239V68H238ZM11 71V70H10ZM13 71V72H14ZM44 71V73L45 72H47V74L48 73H51V71H49L48 69H44L43 70ZM120 71V70H119ZM126 71V70H125ZM136 71V70H135ZM152 71H155V75L156 74H158V72H156L157 71V69H155V70H152ZM161 71H159L160 73H163V72H161ZM168 71V70H167ZM172 71V70H171ZM182 71H183V69H182ZM190 71H192V70H190ZM204 71V70H203ZM216 71V70H215ZM214 71V72H215ZM241 71V70H240ZM255 71V70H254ZM9 72V71H8ZM17 72V73H18ZM36 72V71H35ZM68 72V71H67ZM79 72V71H78ZM90 72H94V71H90ZM96 72H98V71H96ZM142 71H139V73H141ZM146 72H148V69H147V71ZM151 72V71H150ZM150 72H148V73H150ZM193 72H196L195 70L193 71ZM213 72V71H212ZM219 72V71H218ZM239 72V71H238ZM242 72V71H241ZM244 72H246V71H244ZM244 72H243V74H244ZM256 72V71H255ZM259 72V71H258ZM10 73V72H9ZM71 73V72H70ZM69 73V74H70ZM82 73H84L85 74V71L84 72H82ZM120 73V72H119ZM128 73V72H127ZM130 73H132V72H130ZM138 73V74H139ZM151 73H153V72H151ZM169 74H170V72H168ZM172 73H174V72H172ZM171 73V74H172ZM179 73V72H178ZM183 73V72H182ZM186 73V71L183 73V74H185ZM189 73V72H188ZM192 73V72H191ZM197 73V72H196ZM235 73V72H234ZM11 74V73H10ZM14 74H16V73H14ZM46 74V73H45ZM80 74V73H79ZM88 75H89V73H87ZM142 74V73H141ZM166 74V73H165ZM175 74H176V72H175ZM180 74H181V72H180ZM193 74V73H192ZM206 74V73H205ZM205 74H204V76H205ZM213 74V73H212ZM237 74H239V73H237ZM259 74V73H258ZM50 75V74H49ZM88 75H86V77L88 76ZM91 75V74H90ZM89 75V76H90ZM95 74L93 73V76H94ZM136 74H134V76H135ZM147 75V74H146ZM153 75V74H152ZM161 75H164V74H160V75H157V76H161ZM174 75V74H173ZM177 75V74H176ZM195 76H196V74H194ZM193 75V76H194ZM201 75V74H200ZM200 75H198V76H200ZM217 75V74H216ZM223 75V74H222ZM247 75H248V73H247ZM253 75H254V73H253ZM82 76H83V74H82ZM85 76V75H84ZM93 76L92 77H90V79L91 78H93ZM97 76H99L98 74H97ZM133 76V77H134ZM142 76V75H141ZM151 76V75H150ZM166 75H164V77H165ZM183 76V75H182ZM184 76H187L186 74L184 75ZM212 76H215V74L214 75H212ZM218 76V75H217ZM239 76V75H238ZM243 76V75H242ZM252 76V75H251ZM67 77V76H66ZM86 77H84V78H86ZM124 77V76H123ZM143 77V76H142ZM170 77H172V76H170ZM174 77V76H173ZM176 77V76H175ZM202 77V76H201ZM222 77V76H221ZM232 77H234V76H232ZM262 77H264V76H262ZM14 78H15V76H14ZM30 78V79H29ZM60 78V77H59ZM113 78V77H112ZM151 78V77H150ZM149 78V79H150ZM157 78H159V77H157ZM162 78H163V76H162ZM161 78V79H162ZM187 78H189V77H187ZM186 78V79H187ZM195 78V77H194ZM197 78V77H196ZM199 79V81H200V77H198ZM205 78H206V76H205ZM219 78V77H218ZM231 78V77H230ZM87 79V78H86ZM86 79H83L84 81L86 80ZM95 78H93L92 80H94ZM147 79H148V77H147ZM148 79V80H149ZM172 79V78H171ZM170 79V80H171ZM178 78H176L175 80H177ZM183 79V78H182ZM202 79V78H201ZM215 78H213V80H214ZM229 79V78H228ZM6 80V79H5ZM24 80V79H23ZM58 80V79H57ZM89 80V79H88ZM98 80V79H97ZM100 80V79H99ZM124 80V79H123ZM144 80V79H143ZM153 82H154V80L153 79H151ZM169 80V79H168ZM174 80V78L172 79V81ZM174 80V81H175ZM180 80H181V78H180ZM197 80V81H198ZM210 80V79H209ZM217 80V79H216ZM216 80H215V82H216ZM14 81V80H13ZM25 81V80H24ZM32 81H30V83L32 82ZM59 81V80H58ZM87 81V80H86ZM96 81V80H95ZM121 80H119V82H120ZM127 81V80H126ZM142 81V80H141ZM177 81H179V80H177ZM183 81H184V79H183ZM189 81H190V79H189ZM196 81V82H197ZM202 81H203V79H202ZM208 81V80H207ZM219 81V80H218ZM225 81V80H224ZM224 81H223V83H224ZM244 81V80H243ZM19 82V81H18ZM71 82V81H70ZM158 82V81H157ZM165 82H168L167 80L165 81ZM194 82V81H193ZM203 82H206V81H203ZM214 82V83H215ZM234 82H235V80H234ZM24 83V82H23ZM118 83V82H117ZM122 83V82H121ZM124 83V82H123ZM141 83V82H140ZM175 83V82H174ZM178 83V82H177ZM183 83V82H182ZM236 83V82H235ZM68 84H69V82H68ZM96 84H97V81H96ZM109 84V83H108ZM108 84H107V86H108ZM129 84V83H128ZM143 84H145V83H143ZM147 84V83H146ZM166 84V83H165ZM171 84H173V83H171ZM180 84V83H179ZM179 84H177L178 85V87L180 86ZM185 84V83H184ZM188 85H189V83H187ZM198 84V83H197ZM204 84V83H203ZM205 84H207V83H205ZM238 84V83H237ZM247 84V83H246ZM25 85V84H24ZM27 85H28V83H27ZM53 85V84H52ZM55 85V84H54ZM70 85V84H69ZM106 85V84H105ZM115 85V84H114ZM113 85V86H114ZM119 85V84H118ZM153 85H154V83H153ZM156 85V84H155ZM160 85V84H159ZM208 85V84H207ZM213 86L212 84H209L208 86ZM250 85V84H249ZM35 86H39V85H35ZM61 86L63 87V85L61 84ZM103 86V85H102ZM107 86H105V87H107ZM116 86V85H115ZM151 86V85H150ZM161 86H162V84H161ZM166 86V85H165ZM170 86V85H169ZM176 86V85H175ZM185 86V85H184ZM193 86V85H192ZM220 86H223L222 84H220ZM10 87V86H9ZM26 87V86H25ZM72 87V86H71ZM74 87V86H73ZM101 87V86H100ZM99 87V88H100ZM109 87V86H108ZM107 87V88H108ZM120 87V86H119ZM123 87V86H122ZM121 87V88H122ZM142 87V86H141ZM148 87V86H147ZM157 87V86H156ZM173 87H174V85H173ZM182 86H180V88H181ZM224 87V86H223ZM226 87V86H225ZM245 87H248L247 85L245 86ZM18 88V87H17ZM27 88H29V87H27ZM40 88V87H39ZM104 88V87H103ZM107 88H105V90H108ZM114 88V87H113ZM144 88H146V87H144ZM144 88H142V89H144ZM153 88H155V87H153ZM164 88H166V87H164ZM172 88V87H171ZM177 88V87H176ZM184 88V87H183ZM206 88H209V87H207L206 86ZM213 88V87H212ZM217 88V87H216ZM227 88V87H226ZM36 89H38V88H36ZM62 89H70V86H67L66 88L64 87V88H62ZM73 89V88H72ZM139 89V88H138ZM137 89V90H138ZM141 89V90H142ZM152 89V88H151ZM188 89H189V87H188ZM190 89H192V88H190ZM194 89V88H193ZM210 89H211V87H210ZM218 89V88H217ZM229 89H231V86H230V88ZM6 90H7V88H6ZM115 90V89H114ZM141 90H139V91H141ZM149 90V89H148ZM158 90V89H157ZM166 90H168L167 88H166ZM204 90V89H203ZM209 90V89H208ZM221 90H223V88H220V90H215V91H217V92H215V93H213L212 94V96H213V98L211 99V100H213L214 98L215 99H217V98H219V94L222 92ZM242 90V92H243V88L241 89ZM261 90V89H260ZM63 91V90H62ZM66 91V90H65ZM69 91V90H68ZM70 91H72V90H70ZM74 92H75V88H74V90H73ZM155 91V90H154ZM169 91V90H168ZM175 91V90H174ZM179 91H180V89H179ZM179 91H178V93H179ZM194 91V90H193ZM205 91V90H204ZM207 91V90H206ZM229 91V90H228ZM74 92H72V93H74ZM80 92V91H79ZM79 92H77L78 94H80ZM82 92V91H81ZM116 92V91H115ZM144 92H146V91H144ZM156 93H157V91H155ZM188 92V91H187ZM195 92V91H194ZM209 92V91H208ZM213 92V91H212ZM231 92H234V91H232L231 90ZM237 92V91H236ZM252 92V91H251ZM64 93H66V92H64ZM68 93V92H67ZM83 93V92H82ZM100 93H102V91L100 92ZM119 93H120V91H119ZM141 93V92H140ZM147 93V92H146ZM149 93V92H148ZM153 93V92H152ZM151 93V94H152ZM156 93H154V94H156ZM159 93H161V92H159ZM164 93V92H163ZM177 93V94H178ZM184 93V92H183ZM189 93H190V90H189ZM199 93H200V91H199ZM225 93V92H224ZM239 93V92H238ZM245 93V92H244ZM255 93V92H254ZM20 94V93H19ZM32 94V93H31ZM75 94H76V92H75ZM115 94V93H114ZM144 94V93H143ZM153 94V95H154ZM167 94H168V92H167ZM180 94V93H179ZM194 94V93H193ZM198 94V93H197ZM231 93H229L228 94V96L230 95ZM234 94V93H233ZM240 94H241V91H240ZM249 94H250V92H249ZM22 95V94H21ZM72 95V94H71ZM70 95V96H71ZM91 95V94H90ZM103 94H101V96H102ZM112 95V94H111ZM124 95H126V94H124ZM148 95V94H147ZM146 95V96H147ZM150 95V94H149ZM152 95V96H153ZM188 95V94H187ZM223 95V94H222ZM245 95V94H244ZM252 95V94H251ZM66 96H68V95H66ZM73 96H75V95H73ZM72 96V97H73ZM83 96H85V95H83ZM120 95H118V97H119ZM151 96V97H152ZM173 96V95H172ZM175 96V95H174ZM173 96V97H174ZM194 96H196L195 94H194ZM211 96V95H210ZM234 96V95H233ZM78 96H75L74 97V99L75 98H77ZM112 97V96H111ZM123 97V96H122ZM130 97V96H129ZM154 97V96H153ZM166 97V96H165ZM178 97V96H177ZM182 97V96H181ZM193 97V96H192ZM197 97H198V95H197ZM208 97V96H207ZM227 97V96H226ZM230 97V96H229ZM228 97V98H229ZM70 98V97H69ZM106 97H104V99H105ZM116 98V97H115ZM121 98V97H120ZM179 98V97H178ZM208 98H210V97H208ZM233 98V97H232ZM235 98V97H234ZM233 98V99H234ZM237 98V97H236ZM239 98H241V97H239ZM239 98L238 99H234V100H239ZM73 99V98H72ZM107 99H109V98H107ZM106 99V100H107ZM111 99H113V98H111ZM119 99V98H118ZM150 99V98H149ZM161 99V98H160ZM169 99V98H168ZM183 99V98H182ZM249 99V98H248ZM33 100V99H32ZM31 100V101H32ZM115 100V99H114ZM113 100V101H114ZM117 100V99H116ZM141 100V99H140ZM146 100H147V98H146ZM153 100H154V98H153ZM157 100V99H156ZM156 100H154V101H156ZM172 100V99H171ZM173 100L174 101H176L174 98H173ZM190 100V99H189ZM199 100V99H198ZM250 100V99H249ZM66 101H67V99H66ZM69 101V100H68ZM81 101V100H80ZM104 101V100H103ZM142 101V100H141ZM151 101V100H150ZM150 101H149V103H150ZM161 101H164V100H161ZM179 101V100H178ZM187 101V100H186ZM203 101H204V99H203ZM207 101V100H206ZM209 101V100H208ZM218 101H219V99H218ZM224 101V100H223ZM30 102V101H29ZM70 102V101H69ZM72 102V101H71ZM84 102V101H83ZM82 102V103H83ZM110 102V101H109ZM119 102V101H118ZM127 102V101H126ZM139 103H140V101H138ZM158 102V101H157ZM160 102V101H159ZM173 102V101H172ZM181 102V101H180ZM179 102V103H180ZM197 102V101H196ZM200 102V101H199ZM211 102V101H210ZM215 102H217V100L215 101ZM220 102V105H222L221 104V102H222V100L221 101H219ZM239 102V101H238ZM32 103H34V101L32 102ZM36 103V102H35ZM79 103V102H78ZM77 103V104H78ZM81 103V104H82ZM86 103V102H85ZM106 103H108V102H106ZM105 103V104H106ZM113 103V102H112ZM129 103V102H128ZM127 103V104H128ZM137 103V102H136ZM144 103V102H143ZM142 103V104H143ZM148 103V102H147ZM149 103H148V105H149ZM179 103L177 104V105H179ZM183 103V102H182ZM192 103H193V101H192ZM195 103V102H194ZM225 103V102H224ZM88 104V103H87ZM109 104V103H108ZM132 104V103H131ZM131 104H129V105H131ZM145 104V103H144ZM172 104V103H171ZM175 104V103H174ZM197 104V103H196ZM201 104V103H200ZM240 104H242V103H240ZM260 104H261V102H260ZM31 105V104H30ZM83 105H85V104H83ZM117 105V104H116ZM119 105H120V103H119ZM159 105V104H158ZM214 105V104H213ZM248 105V104H247ZM250 105V104H249ZM77 106V105H76ZM139 106V105H138ZM144 106V105H143ZM150 106V105H149ZM180 106V105H179ZM196 106H198V105H196ZM226 106V105H225ZM238 106V105H237ZM256 106V105H255ZM32 107V106H31ZM84 107V106H83ZM93 107V106H92ZM110 107H111V105H110ZM114 107V106H113ZM128 107V106H127ZM147 107V106H146ZM152 107V106H151ZM164 107V106H163ZM167 107V106H166ZM169 107V106H168ZM174 107V106H173ZM173 107H171V108H173ZM193 107V106H192ZM210 107H212V106H210ZM217 107V106H216ZM221 107H223V105L222 106H220V108ZM81 108V107H80ZM135 108H137V107H134V109ZM186 108H187V106H186ZM197 108V107H196ZM196 108L194 109V110H196ZM209 108V107H208ZM218 108V107H217ZM74 109V108H73ZM83 109V108H82ZM89 109V108H88ZM124 109V108H123ZM123 109H121V110H123ZM142 109V108H141ZM168 109V108H167ZM175 109H176V107H175ZM200 109V108H199ZM206 109V108H205ZM219 109V108H218ZM35 110V109H34ZM85 110V109H84ZM90 110V109H89ZM118 110V109H117ZM132 110V109H131ZM135 110H138V109H135ZM134 110V111H135ZM143 110H145V109H143ZM164 110H166V109H164ZM174 110V109H173ZM188 110V109H187ZM190 110V109H189ZM202 110H204L203 108H202ZM225 110V109H224ZM250 110V109H249ZM262 110V109H261ZM87 111V110H86ZM91 111H94V110H92L91 109ZM128 111H129V109H128ZM170 111V110H169ZM233 112L235 111V110H232ZM245 111H246V109H245ZM83 112V111H82ZM85 112V111H84ZM118 112V111H117ZM120 112V111H119ZM141 112V111H140ZM145 112V111H144ZM148 112V111H147ZM151 111H149V113H150ZM155 112V111H154ZM165 112V111H164ZM178 112V111H177ZM179 112H180V110H179ZM182 112V111H181ZM187 112V111H186ZM201 112V111H200ZM199 112V113H200ZM211 112V111H210ZM93 113V112H92ZM91 113V114H92ZM114 113V112H113ZM115 113H116V111H115ZM120 113H122V112H120ZM127 113V112H126ZM151 113H153V112H151ZM159 113V112H158ZM171 113V112H170ZM188 113V112H187ZM191 113V112H190ZM193 113V112H192ZM196 113V112H195ZM224 113V112H223ZM253 113V112H252ZM38 114V113H37ZM36 114V116L35 117H38V115ZM85 114V113H84ZM88 114H90V113H88ZM137 114V113H136ZM136 114H135V116H136ZM139 114V113H138ZM167 114V113H166ZM175 114H177V113H175ZM186 114V113H185ZM218 114V113H217ZM225 114V113H224ZM223 114V115H224ZM239 114H241V113H238V115ZM110 115V114H109ZM127 115V114H126ZM129 115V114H128ZM145 115H146V117H147V113L145 112V114H144V117H145ZM153 115H155V114H153ZM174 115V114H173ZM172 115V116H173ZM178 115V114H177ZM181 115V114H180ZM197 115H198V113H197ZM202 115V114H201ZM227 115V114H226ZM225 115V116H226ZM242 115V114H241ZM246 115H248V114H246ZM245 115V116H246ZM262 115V114H261ZM81 116V115H80ZM86 116V115H85ZM88 116V115H87ZM90 116V115H89ZM116 116V115H115ZM119 116V115H118ZM125 116V113H124V115H121L120 116V119H118V120H120L121 121V123H123V122H125V121H127V124H129V123H131L129 120L131 119V118H129L128 116H126V117H124ZM130 116H133V114H131ZM138 116V115H137ZM140 116H141V114H140ZM193 116V115H192ZM220 116V115H219ZM240 116V115H239ZM78 117V116H77ZM154 117V116H153ZM198 117V116H197ZM211 117H212V115H211ZM237 117V116H236ZM81 118H83V117H81ZM85 119H83V120H85V122H86V117H84ZM93 118V117H92ZM133 118V117H132ZM148 118V117H147ZM150 118V117H149ZM162 118V117H161ZM175 118H177L176 117V115H175ZM174 118V119H175ZM196 118V117H195ZM223 118V117H222ZM256 118V117H255ZM30 119V118H29ZM106 119H108V117L106 118ZM135 119V118H134ZM138 119H140V118H138ZM157 119V118H156ZM172 119V118H171ZM179 119V118H178ZM213 119H214V117H213ZM229 119V118H228ZM234 119V118H233ZM237 119V118H236ZM235 119V120H236ZM37 120V119H36ZM89 120V119H88ZM151 120V119H150ZM163 120V119H162ZM195 120V119H194ZM203 120V119H202ZM208 120V119H207ZM219 120V119H218ZM221 120V119H220ZM248 120V119H247ZM147 121V120H146ZM159 121V120H158ZM165 121V120H164ZM163 121V122H164ZM213 121V120H212ZM230 121V120H229ZM237 121H239V119H237ZM251 121V120H250ZM81 122V121H80ZM84 122V123H85ZM106 122V121H105ZM157 122V121H156ZM162 122V121H161ZM162 122V123H163ZM180 122H183V121H180ZM184 122H186V121H184ZM183 122V123H184ZM207 123H208V121H206ZM211 122V121H210ZM240 122V121H239ZM257 122H259V121H257ZM65 123V122H64ZM83 123V124H84ZM113 123V122H112ZM118 123H120V122H118ZM136 123H138V122H136ZM140 123V122H139ZM201 123V122H200ZM222 123V122H221ZM241 123H242V121H241ZM254 123V122H253ZM34 124V123H33ZM88 124V123H87ZM97 124V123H96ZM106 124V123H105ZM181 124V123H180ZM192 124H194V123H192ZM192 124H190V125H192ZM197 124V123H196ZM247 124V123H246ZM258 124V123H257ZM262 124V123H261ZM260 124V125H261ZM108 125H109V122H108ZM171 125V124H170ZM175 125H176V121H175ZM195 125V124H194ZM219 125V124H218ZM222 125V124H221ZM236 125V124H235ZM249 125V124H248ZM256 125V124H255ZM74 126V125H73ZM85 126V125H84ZM90 126V125H89ZM118 126H120V128L121 129H124V126L122 125H118ZM132 126V125H131ZM172 126V125H171ZM209 126H210V124H209ZM208 126V127H209ZM220 126V125H219ZM228 126V125H227ZM226 126V127H227ZM254 126V125H253ZM258 126V125H257ZM31 127V126H30ZM62 127V126H61ZM75 127V126H74ZM92 127V126H91ZM114 127V126H113ZM128 127V126H127ZM162 127V126H161ZM175 127V126H174ZM177 127V126H176ZM175 127V128H176ZM192 127V126H191ZM195 127V126H194ZM198 127V126H197ZM200 127V126H199ZM207 127V126H206ZM213 127H214V125H213ZM231 127H233V125L231 126ZM235 127V126H234ZM246 127V126H245ZM244 127V128H245ZM248 128H249V126H247ZM42 128H44V126L42 127ZM42 128H41V131H43L42 130ZM48 127H46V128H44V129H47ZM119 128V127H118ZM164 128V127H163ZM166 128V127H165ZM171 128V127H170ZM211 128V127H210ZM35 129V128H34ZM50 129V128H49ZM174 129V128H173ZM176 129H178V127L176 128ZM181 129V128H180ZM188 129V128H187ZM190 129V128H189ZM188 129V130H189ZM203 129H205V127L203 128ZM18 130V129H17ZM163 130V129H162ZM165 130V129H164ZM169 130V129H168ZM184 130V129H183ZM194 130V129H193ZM208 130V129H207ZM227 130V129H226ZM241 130V129H240ZM248 130V129H247ZM259 131L258 132H261L260 131V129H258ZM264 130V129H263ZM47 131V130H46ZM116 131H119L118 129L116 130ZM123 131V130H122ZM121 131V132H122ZM174 131V130H173ZM177 131V130H176ZM189 131H191V130H189ZM205 131V130H204ZM237 131V130H236ZM249 131H251V129L250 130H248V132ZM253 131H255L254 129H253ZM21 132V131H20ZM44 132H45V130H44ZM48 132V131H47ZM46 132V133H47ZM166 132V131H165ZM164 132V133H165ZM171 132V131H170ZM184 132H187V131H184ZM193 131H191L190 133H192ZM198 132H199V130H198ZM209 132H211L210 130H209ZM215 132V131H214ZM214 132H212L213 134H214ZM233 132V131H232ZM246 133H247V131H245ZM22 133V132H21ZM30 133V132H29ZM28 133V134H29ZM45 133V134H46ZM68 133V132H67ZM180 133V132H179ZM206 133H208V132H206ZM257 133V132H256ZM24 134V133H23ZM22 134V135H23ZM171 134V133H170ZM193 134V133H192ZM212 134V135H213ZM218 134V133H217ZM228 134V133H227ZM233 134V133H232ZM245 134V133H244ZM255 134V133H254ZM168 135V134H167ZM175 135V134H174ZM181 135V134H180ZM180 135H179V137H180ZM184 135V134H183ZM234 135V134H233ZM242 135V134H241ZM247 135V134H246ZM250 135V134H249ZM30 136V135H29ZM29 136H27L28 138H29ZM37 136V135H36ZM41 136H42V134H41ZM40 136V137H41ZM124 135H122V137H123ZM170 136V138H171V135H169ZM169 136H167V137H169ZM173 136V135H172ZM177 136V135H176ZM190 136V135H189ZM195 136V135H194ZM204 136V135H203ZM206 136V135H205ZM216 136V135H215ZM222 136H224V134L222 135ZM260 137H261V134L259 135ZM258 136V137H259ZM31 137V136H30ZM121 137V136H120ZM167 137L165 138V137H163V138H165L164 139V141L163 142H165V143H168L167 141L168 140H170V141H172V142H170L169 141V143H172L173 144V140H171V139H168L167 140ZM174 137V136H173ZM182 137V136H181ZM188 137V136H187ZM187 137H185L184 136V138H187ZM220 137V136H219ZM244 137V136H243ZM33 138V137H32ZM42 138V137H41ZM176 138V137H175ZM189 138V137H188ZM208 138V137H207ZM222 138V137H221ZM252 138H253V136H252ZM251 138V139H252ZM174 139V138H173ZM177 139V138H176ZM196 139V138H195ZM254 139V138H253ZM33 140H34V138H33ZM36 140V139H35ZM208 140V139H207ZM220 140V139H219ZM224 140V139H223ZM263 140V139H262ZM182 141V140H181ZM183 141H185L184 139H183ZM206 141V140H205ZM209 141V140H208ZM230 141V140H229ZM59 142V141H58ZM192 142V141H191ZM204 142V141H203ZM207 142V141H206ZM212 142H214V141H212ZM223 142V141H222ZM168 143V144H169ZM185 143H186V141H185ZM218 143V142H217ZM220 143V142H219ZM225 143V142H224ZM243 143V142H242ZM176 144V143H175ZM175 144L173 145V146H168L169 147V150L168 151H157V154H163V153H166V158H167V160H173L174 161V159H176V158H178V157H182V156H186L188 159H190L191 160V162H195L196 160H195V158L197 159V157H193V156H190V151H187L186 150V148L184 147V146H182L181 144H183V142L182 143H179L178 142V144H176V145H179L178 146V148H177V146L176 147H174L175 146ZM213 145V144H212ZM240 145H241V143H240ZM248 145V144H247ZM256 145V144H255ZM186 146V145H185ZM230 146V145H229ZM236 146V145H235ZM222 147V146H221ZM232 147H234V146H232ZM242 147H243V145H242ZM250 147V146H249ZM259 147V146H258ZM260 147H262V146H260ZM237 148V147H236ZM192 149H193V147H192ZM192 149H190V150H192ZM245 150L246 149H248V148H244ZM198 150V149H197ZM202 150V149H201ZM201 150H199V151H201ZM224 150V149H223ZM233 150V149H232ZM207 151V150H206ZM218 151V150H217ZM220 151H221V149H220ZM227 151V150H226ZM204 152H205V150H204ZM203 152V153H204ZM216 152V151H215ZM214 152V153H215ZM243 152V151H242ZM245 152H247V151H245ZM254 152V151H253ZM259 152V151H258ZM194 153V152H193ZM219 153V152H218ZM222 153V152H221ZM261 153H262V151L260 152V155H261ZM173 154L175 155V154H178V156H176L175 158H173ZM233 154V153H232ZM232 154H231V156H232ZM199 155V154H198ZM203 155V154H202ZM223 155H224V153H223ZM235 155V154H234ZM240 155H242V154H240ZM259 155V156H260ZM264 155V154H263ZM263 155H261V156H263ZM210 156H212V155H209L208 157H210ZM230 156V155H229ZM238 155L236 154V156L235 157H237ZM254 156V155H253ZM258 156V155H257ZM257 156H255L256 158H257ZM233 157V156H232ZM232 157L230 158V157H228V159L230 158V159H232ZM244 157V156H243ZM249 157H251V155L249 156ZM248 157V158H249ZM186 158V160H188ZM223 158H224V156H223ZM256 158H254L255 160H256ZM259 158V157H258ZM199 159V158H198ZM201 159V158H200ZM212 158H210L209 160H207V158L204 160L205 162H206V160H207V163H208V161H210ZM217 159V158H216ZM246 159V158H245ZM251 160L250 161H253V159L252 158H250ZM221 160V159H220ZM233 160H234V158H233ZM233 160L231 161V162H233ZM235 160L237 161V159L235 158ZM248 160V159H247ZM258 160V159H257ZM262 160V159H261ZM148 161V160H147ZM213 161V160H212ZM239 161V160H238ZM260 161V160H259ZM150 162L151 161H149L148 163L150 164ZM202 162V161H201ZM205 162H203V163H205ZM214 162V161H213ZM212 162V163H213ZM218 162V161H217ZM220 162V161H219ZM226 162H228V161H226ZM226 162H225V164H226ZM256 162V161H255ZM154 162H152V165H154L153 164ZM211 163V162H210ZM216 163V162H215ZM215 163H213V164H215ZM238 163V162H237ZM242 163H244V162H242ZM249 163V162H248ZM169 164H171V163H169ZM182 164H183V162H182ZM198 164V163H197ZM212 164V165H213ZM230 164V163H229ZM232 164V163H231ZM254 164V163H253ZM163 165V164H162ZM178 165H180V164H178ZM200 165V164H199ZM201 165H204V164H202L201 163ZM200 165V166H201ZM222 165V164H221ZM234 165V164H233ZM232 165V166H233ZM247 165V164H246ZM249 165V164H248ZM260 165V164H259ZM105 166V165H104ZM113 166V165H112ZM189 166V165H188ZM193 166H195V165H193ZM197 166V165H196ZM199 166V167H200ZM207 167H208V164L206 165ZM219 166H220V164H219ZM218 166V167H219ZM225 166V165H224ZM235 166V165H234ZM250 166V165H249ZM256 166H257V164H256ZM256 166H254L253 165V169H254V167H256ZM66 167V166H65ZM64 167V168H65ZM150 167V166H149ZM153 167V166H152ZM152 167H150V168H152ZM180 167V166H179ZM202 167V166H201ZM204 167V166H203ZM211 167V166H210ZM227 168L228 167H230V166H226ZM236 167V166H235ZM238 167V166H237ZM245 167V166H244ZM260 167V166H259ZM64 168H62V171H58V172H63V169ZM105 168V167H104ZM103 168V169H104ZM113 168H114V166H113ZM120 169H121V167H119ZM183 168V167H182ZM189 168L190 167H188V170H187V173H189L190 171H189ZM194 167H191V169H193ZM212 168V167H211ZM215 168H217V167H215ZM220 168H225V167H221L220 166ZM234 168V167H233ZM252 168V167H251ZM257 168V167H256ZM27 169V168H26ZM66 169V168H65ZM64 169V170H65ZM69 169V168H68ZM68 169H66L67 171H68ZM77 169H78V165H77ZM79 169H80V167H79ZM106 169H109V167H107L106 166ZM127 169V168H126ZM125 169V170H126ZM163 169V168H162ZM184 169V168H183ZM201 169H203V168H201ZM206 169V168H205ZM204 169V170H205ZM209 169V168H208ZM217 169H219V168H217ZM216 169V170H217ZM226 169V168H225ZM231 169V168H230ZM229 169V170H230ZM235 169V168H234ZM243 169V168H242ZM263 169H264V167H263ZM65 170V171H66ZM71 170V169H70ZM105 170V169H104ZM123 170V169H122ZM153 170V169H152ZM151 170V171H152ZM176 170V169H175ZM211 170H213V169H210V172H212ZM220 170V169H219ZM228 170V169H227ZM226 170V171H227ZM245 170V169H244ZM251 170V169H250ZM250 170H248V171H250ZM255 170V169H254ZM106 172H108L107 170H105ZM119 170H117V172H118ZM127 171V170H126ZM154 171H156L155 169H154ZM184 171V170H183ZM185 171H186V169H185ZM189 171V172H188ZM194 171V169L192 170V173H194L193 172ZM196 171H198L199 172V169H197ZM196 171H195V173H196ZM206 171V170H205ZM215 171V169L213 170V172ZM218 171V170H217ZM255 171H257V170H255ZM56 172V171H55ZM72 172V171H71ZM105 172V173H106ZM120 172V171H119ZM122 172V171H121ZM157 172H158V170H157ZM163 172H164V170H163ZM208 172V171H207ZM213 172L211 173V174H213ZM64 173V172H63ZM104 173V172H103ZM109 173V172H108ZM158 173H160V172H158ZM177 173V172H176ZM171 174V173H170ZM199 174H200V172H199ZM205 174V173H204ZM209 174V173H208ZM208 174H207V176H208ZM210 174V175H211ZM216 174H218V173H216V171H215V175ZM257 175H258V173H256ZM108 177H109V174H106ZM122 176L123 175H126L125 174V171H124V174H121ZM155 175H156V173H155ZM155 175L153 176V177H155ZM175 175V174H174ZM178 175V174H177ZM181 175V174H180ZM184 175H185V173H184ZM183 175V176H184ZM194 175V177H191V179L192 178H196V175L195 174H193ZM201 175V174H200ZM206 175V174H205ZM208 176V178H210V177H212V176ZM66 176H67V174H66ZM179 176V175H178ZM189 176V175H188ZM191 176H192V174H191ZM202 176V175H201ZM218 176V175H217ZM217 176H215L216 177V179H217ZM260 176V175H259ZM262 176V175H261ZM67 177H69V176H67ZM98 177V176H97ZM137 177H139V176H137ZM160 177V176H159ZM184 177H187V175L186 176H184ZM198 177V176H197ZM200 177V176H199ZM206 177V176H205ZM205 177H203L204 178V180L206 181L207 180V177L205 178ZM220 177V176H219ZM238 177H240V176H238ZM103 178H104V176H103ZM106 178V177H105ZM123 178V177H122ZM126 178H127V176H126ZM130 179L132 178L131 176L129 177ZM128 178V179H129ZM175 178V177H174ZM201 178V177H200ZM203 178H201V180H199L200 181V183L201 182H203L204 180H202ZM222 178H224V177H222ZM257 178V177H256ZM261 178V177H260ZM20 179V178H19ZM69 179H70V177H69ZM100 179V178H99ZM172 178H169V182L168 183H166V184H164V182H162L163 184H162V187L160 188V194H162V199H164L163 201H165L166 200V202L168 203V204H174V206H175V209H177V210H179V209H182V211H183V209L185 210V209H193V202L194 201H192V200H190L189 198H188V195H189V193L191 192V190L189 191L188 190V192L185 194V192H183L184 194H182V192L181 191H179L178 190V187H176L175 188V186H174V182H178L179 181V179H172V180H175V181H173L172 182V180H171ZM184 179V178H183ZM216 179H214L215 181H216ZM219 179V178H218ZM220 179H221V177H220ZM21 180V179H20ZM105 180V179H104ZM103 180V181H104ZM122 180V179H121ZM162 180V179H161ZM186 180H190V179H187L186 178ZM196 180V179H195ZM195 180H192V182L194 181L195 182ZM210 180V179H209ZM208 180V181H209ZM224 179H222V181H223ZM226 180V179H225ZM25 181V180H24ZM71 181V180H70ZM74 181V180H73ZM106 181V180H105ZM123 181V180H122ZM130 181V180H129ZM163 181H164V179H163ZM205 181L203 182V183H199L198 182V180H197V182L202 186V187H205V186H207V183H208V181H207V183H206V185H205ZM212 180H210V182H211ZM222 181H220V184L218 183L219 181L217 180L216 182H217V184H215V187H217V185L218 186H221V184L223 185V183H222ZM236 181V180H235ZM26 182V181H25ZM75 182V181H74ZM107 182V181H106ZM105 182V183H106ZM124 182V181H123ZM126 182H127V180H126ZM160 182V184H161V181H159ZM192 182H190V183H192ZM193 182V183H194ZM196 182V183H197ZM214 182V181H213ZM225 182V181H224ZM231 182V181H230ZM262 182V181H261ZM264 182V181H263ZM104 183V184H105ZM113 183V182H112ZM116 183V182H115ZM114 183V184H115ZM117 183H119V182H117ZM128 183V182H127ZM127 183H125L124 185L126 186V184ZM130 183V182H129ZM142 183H144V181L142 182ZM182 183H185L184 181H182ZM189 183V182H188ZM195 183V184H196ZM103 184V185H104ZM111 184V183H110ZM131 184V183H130ZM195 184H193V185H195ZM205 185V186H203V185ZM212 182H211V184H209L207 187H209L210 185L212 186ZM261 184V183H260ZM263 184V183H262ZM118 185V184H117ZM120 185V184H119ZM122 185V184H121ZM120 185V186H121ZM135 185V184H134ZM143 185V184H142ZM144 185H146L147 186V189H148V186L149 185H147V183L145 184L144 183ZM155 185H157L156 183H155ZM190 185V184H189ZM226 185V184H225ZM264 185V184H263ZM116 186V185H115ZM120 186H118V187H120ZM123 186V185H122ZM121 186V187H122ZM132 186H133V184H132ZM140 186V185H139ZM139 186H136V187H139ZM161 186V185H160ZM182 186H183V184H182ZM191 186V185H190ZM196 186V185H195ZM201 186H200V188H201ZM210 186V187H211ZM235 186V185H234ZM117 187V188H118ZM120 187V188H121ZM135 187V186H134ZM174 187V188H173ZM196 187H199V186H196ZM209 187V189H208V191H210V189L212 188H210ZM258 187H262V186H258ZM95 188V187H94ZM114 188H116V187H114ZM123 188V187H122ZM156 188V187H155ZM185 188V187H184ZM192 188H195V187H192ZM66 189V188H65ZM130 189H131V187H130ZM196 189H198V188H196ZM206 190H207V188H205ZM252 189V185H251V188H250V190ZM260 189H262V188H260ZM260 189H258V192L260 191ZM67 190V189H66ZM66 190H65V192H66ZM96 190V189H95ZM101 190V189H100ZM126 190V189H125ZM132 190H134V189H132ZM157 190V189H156ZM199 190V189H198ZM197 190V191H198ZM201 190V189H200ZM212 190V189H211ZM224 190H225V188H224ZM233 190V189H232ZM247 190V189H246ZM64 191V190H63ZM62 191V192H63ZM196 191V192H197ZM214 191V190H213ZM236 191V190H235ZM238 191V190H237ZM65 192H63V193H65ZM68 192V191H67ZM134 192H135V190H134ZM150 192H151V190H150ZM158 192V191H157ZM202 192V191H201ZM200 192V193H201ZM207 192V191H206ZM212 192V191H211ZM211 192H209V193H211ZM62 193V198L64 199V197H63V194ZM125 193V192H124ZM129 193V192H128ZM127 193V195H129ZM131 193H133V192H131ZM136 193V192H135ZM144 193V192H143ZM213 193V192H212ZM215 193V192H214ZM238 193V192H237ZM244 193V192H243ZM250 193V192H249ZM254 193H255V191H254ZM76 194V193H75ZM84 194V193H83ZM107 194V193H106ZM105 194V195H106ZM204 194V193H203ZM208 194V193H207ZM223 194V193H222ZM47 195H48V193H47ZM60 195V194H59ZM127 195H124V196H127ZM132 195H134V194H132ZM144 194H142V196H143ZM149 195V194H148ZM206 195V194H205ZM217 195V194H216ZM261 195V194H260ZM49 196V195H48ZM50 196H52V194L50 195ZM65 196H66V194H65ZM76 196H79V195H76ZM110 195H108L107 197H109ZM123 196V195H122ZM138 196V195H137ZM199 195H197V197L196 198H199L198 197ZM207 196V195H206ZM211 196V195H210ZM213 196H215V194L213 195ZM227 196H228V194H227ZM227 196H217V197H214L212 200H211V202L210 203H216V204H218V206H219V208H220V211H222L223 209H224V207H223V200H224V202H225V200H227V199H229ZM231 196V195H230ZM55 197V196H54ZM81 197V196H80ZM99 197H103V196H99ZM99 197H97V198H99ZM106 197V196H105ZM107 197H106V199H107ZM134 197V196H133ZM156 197V196H155ZM203 197V196H202ZM209 197V196H208ZM212 197V196H211ZM239 197V196H238ZM249 197V196H248ZM262 197H264L263 195H262ZM120 198H121V196H120ZM120 198L118 199V200H120ZM132 198V197H131ZM256 198V197H255ZM57 199V198H56ZM60 199H61V195H60ZM109 199V198H108ZM112 199H114V198H112ZM123 199V198H122ZM121 199V200H122ZM125 199H126V197H125ZM134 199V198H133ZM142 199V198H141ZM144 199V201L142 202V200ZM142 200H141V202H140V200H138L139 201V203H138V201H134L133 202V204L135 205V207H132V199H131V201L129 202V203H127V201L129 200L128 199V197H127V201H126V204L124 203L125 201H122V202H120V203H118L119 205H121V206H125L126 205V207H125V209L124 210H126L125 212L129 215L128 217L130 218H132L133 219V221L134 220H136L137 221V224H142V226H144V228H145V226H147V224H149V226L150 227H152V226H155V227H157V228H160V229H166L168 232H169V230L170 229H172V228H174L175 227V224L177 225V223L179 222V221H177V223L176 222H169L168 220L169 219H167L166 218V215L167 216H169L168 215V213H167V210L165 209H161V204H159L158 202V205L156 206V208H155V205H153V204H155L156 202H153V199L150 197V200L152 199V202H153V204H151L150 202H146V201H148V200H145V199H147V197L145 196V198H143ZM206 199V198H205ZM208 199V198H207ZM85 200V199H84ZM104 200H105V198H104ZM114 200H116V198L114 199ZM118 200L116 201V202H118ZM149 200V201H150ZM251 200V199H250ZM62 201V200H61ZM100 201H101V199H100ZM102 201H103V198H102ZM106 201V200H105ZM155 201V200H154ZM158 201V200H157ZM202 201V200H201ZM252 201V200H251ZM261 201H262V199H260V197L259 198H257L256 200H253V202H250V206L252 205V203H254L253 205H254V208H256V207H261V205H262V203H261ZM64 202V201H63ZM115 202V203H116ZM183 202V203H182ZM209 202V201H208ZM231 203H234L235 204V200L234 199H232L231 198V201H230ZM249 202V201H248ZM108 203H109V201H108ZM110 203H113V202H111V200H110ZM115 203L113 204L114 206H115ZM194 203H196L197 204V202H194ZM199 203V202H198ZM243 203V202H242ZM58 204V203H57ZM66 204V203H65ZM105 204V203H104ZM208 204V203H207ZM212 204V207L214 206ZM238 204V203H237ZM249 204V203H248ZM259 204H260V206H259ZM107 205V204H106ZM112 205V204H111ZM111 205H109V206H111ZM118 205V206H119ZM169 205V206H170ZM171 205V206H172ZM198 206L200 205V207H202V206H206V201H204L203 203H199V204H197ZM197 205H196V207H197ZM6 206V205H5ZM108 206V205H107ZM113 206V207H114ZM168 206V207H169ZM170 206V207H171ZM211 206V205H210ZM238 206V205H237ZM168 207H166V208H168ZM195 207V205H194V208H196ZM264 207V206H263ZM8 208V207H7ZM117 208H119V207H117ZM122 208H124V207H122ZM134 208V209H133ZM208 208H209V206H208ZM235 208V207H234ZM253 208V207H252ZM254 208H253V210H254ZM174 209V208H173ZM174 209V210H175ZM206 209V208H205ZM216 209V208H215ZM232 209V208H231ZM249 209H250V207H249ZM1 211H2V209H0ZM4 210H6V209H4ZM195 210V209H194ZM237 210V209H236ZM246 210V209H245ZM248 210V209H247ZM259 210V209H258ZM261 210V209H260ZM122 211V210H121ZM181 211V212H182ZM185 211H187V210H185ZM204 211V210H203ZM213 211V210H212ZM216 211V210H215ZM220 211L218 212V213H220ZM235 211V210H234ZM243 211V210H242ZM251 211V210H250ZM249 211V212H250ZM262 211V210H261ZM264 211V210H263ZM2 212H4V211H2ZM6 212V211H5ZM4 212V213H5ZM169 212V211H168ZM180 212V211H179ZM197 212V211H196ZM210 212V211H209ZM223 212V211H222ZM252 212V211H251ZM250 212V213H251ZM257 212V211H256ZM125 213V214H126ZM192 213H194V212H192ZM241 214H242V212H240ZM248 213V212H247ZM249 213V214H250ZM5 214H7V213H5ZM100 214V213H99ZM98 214V215H99ZM170 214V213H169ZM183 214V213H182ZM184 214H185V212H184ZM196 214V213H195ZM200 214H202V213H200ZM216 214V213H215ZM246 214V213H245ZM249 214L246 216H244V217H242L241 218V220H248V221H244L245 223H247V228L249 229V230H251V231H253V233L255 234V236L257 235V236H261V237H264V222H263V220L262 219H264V213H261V214H258L259 216H256L255 214V217H252V216H249ZM102 215V214H101ZM121 215V214H120ZM124 215V214H123ZM172 215V214H171ZM191 215V214H190ZM210 215L212 216V213H210ZM220 215V214H219ZM238 215V214H237ZM244 215V214H243ZM242 215V216H243ZM252 215V214H251ZM15 216H16V214H15ZM126 216V215H125ZM196 216V215H195ZM198 216V215H197ZM231 216V215H230ZM234 216V215H233ZM239 216H240V214H239ZM9 217H11V216H9ZM170 217V216H169ZM168 217V218H169ZM202 216H200V218H201ZM221 217V216H220ZM237 217V216H236ZM13 218V217H12ZM17 218V217H16ZM130 218V219H131ZM195 218V217H194ZM199 218V219H200ZM215 218V217H214ZM18 219H19V221H17L18 223L17 224H13V223H11L10 222V220H9V222L11 223V224H7L6 225V227L7 228H11V229H13V230H15V231H17L18 233H20V235H22V237H20L21 239H24L23 237H27L25 240H24V242L26 243V245H28V244H30V246H25L24 245V242H23V240L21 241L22 243H20V244H23V245H21L20 246V248H19V251L20 252H17V254L18 255H21L22 257H20V258H24V257H26L27 259H31V261L33 260V263L32 264H40V261H41V259L42 258H45L46 257V260H45V263L46 262H48V263H51V264H74V256H78L79 257V259H80V257L82 258V257H85V258H90L91 259V257L93 258L92 260H93V262L95 261V262H99V260H103V261H101L102 263H104V264H114V263H120V260L123 258V260H124V258L127 256L128 258V260H131V262H132V264H153V263H155V262H152V260L151 259H149V258H145V257H143L144 255H142V254H140V252H138L137 250H134V249H131V248H133V246L131 247V248H119V246H121V244L120 245H116L117 247H114V248H112V249H109L108 248V250H105V249H107V248H105L106 246L104 245V247H102L101 248V245H103V244H101L100 245V242H99V240H97L98 238H96V237H90V239L88 238V239H86V238H79L76 234H73V232L70 230V229H68L69 227L68 226H66L67 227V229L66 228H60V227H56L54 224L55 223H53V226H51V224L49 223V221H47V223L46 224H33L32 223V219L31 218H28V217H24V215H23V217H18ZM129 219V220H130ZM173 219V218H172ZM195 219H197V218H195ZM212 219V218H211ZM259 219H261L260 221L261 222H259L258 220ZM4 220H6V219H4ZM11 220H14V219H11ZM171 220V219H170ZM176 219H174V221H175ZM204 220V219H203ZM223 220V219H222ZM231 220V219H230ZM232 220H234V219H232ZM52 221L53 220H51L50 222L52 223ZM57 221V220H56ZM124 221H125V217H124ZM184 221V220H183ZM236 221V220H235ZM6 222H8V220L6 221ZM8 222V223H9ZM15 222V221H14ZM55 222V221H54ZM128 222H132V221H128ZM197 222H198V220H197ZM232 222V221H231ZM234 222V221H233ZM243 222V221H242ZM1 223V222H0ZM3 223L5 224V222L3 221ZM88 223V222H87ZM86 223V224H87ZM147 223V224H146ZM179 223H181V222H179ZM178 223V224H179ZM206 223H208L207 221H206ZM217 223V222H216ZM225 223V222H224ZM4 224H1V225H4ZM13 224V225H12ZM88 224H90V223H88ZM134 224V223H133ZM136 223H135V225H137ZM182 224V223H181ZM179 225V227L180 226H182V225ZM214 224V223H213ZM226 224H227V221H226ZM234 224V223H233ZM260 224L262 225V227H261V230L259 231V227H260ZM1 225H0V227H1ZM57 225V224H56ZM185 225V224H184ZM204 225V224H203ZM206 225V224H205ZM209 225H212V224H210L209 223ZM215 225V224H214ZM229 225V224H228ZM231 225V224H230ZM128 226V225H127ZM129 226H131L130 224H129ZM140 226V225H139ZM173 226V227H172ZM190 226H193V225H190ZM216 226V225H215ZM223 226V225H222ZM239 226H241V225H239ZM4 227V226H3ZM62 227H65V226H62ZM132 227V226H131ZM134 227V226H133ZM194 227V226H193ZM196 227V226H195ZM210 227V226H209ZM214 227V226H213ZM257 227V228H256ZM135 228V227H134ZM137 228V227H136ZM140 228V227H139ZM139 228H137V230L139 229ZM157 228H155V229H157ZM211 228V227H210ZM226 228V227H225ZM243 228H244V226H243ZM72 229V228H71ZM74 229V228H73ZM93 229V228H92ZM143 229V228H142ZM149 229V228H148ZM175 229V228H174ZM188 229H189V227H188ZM188 229H185V231L186 232H188ZM191 229V228H190ZM216 229V228H215ZM222 229V228H221ZM227 229V228H226ZM235 229V228H234ZM238 229H240V227H238ZM158 230V229H157ZM180 230V229H179ZM184 230V229H183ZM182 230V231H183ZM194 230V229H193ZM209 230V229H208ZM217 230V229H216ZM219 230V229H218ZM224 230V229H223ZM242 230V229H241ZM76 231V230H75ZM113 231V230H112ZM163 231H165V230H163ZM184 231V232H185ZM192 231V230H191ZM213 231V230H212ZM244 231V230H243ZM76 232H78V231H76ZM149 232V231H148ZM151 232V231H150ZM178 232V231H177ZM182 233V235H184L185 233ZM189 232H190V230H189ZM189 232H188V234H189ZM195 232V231H194ZM75 233V232H74ZM106 233V232H105ZM160 234H161V232H159ZM166 233V232H165ZM170 233V232H169ZM226 233V232H225ZM237 233V232H236ZM125 234H128V233H125ZM168 234V233H167ZM170 234H174V236H175V232H172V233H170ZM178 234V233H177ZM176 234V235H177ZM187 234V233H186ZM185 234V235H186ZM187 234V235H188ZM195 234V233H194ZM199 234V233H198ZM230 234V233H229ZM244 234V233H243ZM251 234H252V232H251ZM181 235V234H180ZM184 235V236H185ZM190 235H192V234H190ZM190 235H188V236H190ZM241 235V234H240ZM248 235V234H247ZM10 236V235H9ZM119 236V235H118ZM129 235H127V237H128ZM184 236H182V237H184ZM193 236V235H192ZM191 236V238H193ZM198 236V235H197ZM200 236V235H199ZM216 236V235H215ZM218 236V235H217ZM5 237H7V236H5ZM80 237H82V236H80ZM122 237H125L124 235L122 236ZM206 237L208 238V235H206ZM220 237V236H219ZM250 237V236H249ZM101 238V237H100ZM107 238V237H106ZM116 238V237H115ZM167 238H169L168 236H167ZM176 238V237H175ZM177 238H178V236H177ZM260 238V237H259ZM6 239V238H5ZM20 239V240H21ZM27 239H29L30 240V243H28V241H27ZM102 239V238H101ZM127 239V238H126ZM184 238H182L181 240H183ZM187 239V238H186ZM188 240V239H187ZM191 239H189V241H190ZM193 240V239H192ZM215 240V239H214ZM222 240V239H221ZM251 240V239H250ZM253 240H255V239H253ZM261 240V239H260ZM170 241V240H169ZM184 241V240H183ZM186 241V240H185ZM188 241V242H189ZM197 241V240H196ZM196 241H194L193 243H195ZM207 241H210V240H207ZM224 241V240H223ZM262 241V240H261ZM7 242H8V240H7ZM10 242V241H9ZM8 242V243H9ZM12 242V241H11ZM60 242H62V244L60 243ZM122 242V241H121ZM135 242H136V239H135ZM139 241H137V243H138ZM141 242V241H140ZM139 242V243H140ZM179 242V241H178ZM206 241L204 240V243H205ZM213 242V241H212ZM220 242V241H219ZM227 242V241H226ZM234 242V241H233ZM237 242V241H236ZM246 242H247V240H246ZM250 242V241H249ZM3 243L4 244H6L5 243V241H3ZM33 243H35V247L32 245ZM123 243V242H122ZM127 243V242H126ZM129 243V242H128ZM187 243V242H186ZM192 243V244H193ZM199 242H197L196 244H198ZM203 243V245L204 246H206V244H204ZM222 243V242H221ZM257 243V242H256ZM264 243V242H263ZM65 244V245H64ZM130 244H132V243H130ZM129 244V245H130ZM202 244V243H201ZM208 244H210L211 245V243L210 242H208ZM229 244V243H228ZM252 244V243H251ZM63 247H62V246ZM108 245V244H107ZM128 245V244H127ZM137 245V244H136ZM142 245H144L143 243H142ZM147 245V244H146ZM188 245H190V244H188ZM194 245V244H193ZM232 245V244H231ZM243 245V244H242ZM16 246V245H15ZM125 246V245H124ZM140 246V245H139ZM145 246V245H144ZM148 247H150L149 245H147ZM197 246V245H196ZM228 246V245H227ZM130 247V246H129ZM171 247V246H170ZM199 247V246H198ZM208 247V246H207ZM251 247V246H250ZM254 247V246H253ZM140 248V247H139ZM143 248V247H142ZM141 248V249H142ZM201 248V247H200ZM102 249V250H101ZM147 249V248H146ZM156 249V248H155ZM155 249H154V252H155ZM206 249V248H205ZM144 250V249H143ZM152 250V249H151ZM190 250V249H189ZM158 251V250H157ZM185 251H186V248H185ZM149 252V251H148ZM153 252V253H154ZM190 252V251H189ZM191 252H194V250H192ZM162 253V252H161ZM211 253V252H210ZM209 253V254H210ZM212 253H213V251H212ZM147 254V253H146ZM149 254V253H148ZM152 254V253H151ZM155 254H156V252H155ZM160 253H158V255H159ZM154 255V254H153ZM217 255V254H216ZM234 255V254H233ZM261 255V254H260ZM12 256V255H11ZM14 256V255H13ZM151 256V255H150ZM157 256V255H156ZM163 256V255H162ZM162 256H159L160 258L162 257ZM230 256V255H229ZM244 256V255H243ZM254 256V255H253ZM252 256V257H253ZM263 256V255H262ZM6 257V256H5ZM16 257V256H15ZM77 257V258H78ZM95 257H97V258H99V260L98 261H96V260H94V258ZM14 258V257H13ZM76 258V259H77ZM97 258H95V259H97ZM156 258V257H155ZM244 258H246L245 256H244ZM243 258V259H244ZM90 259H89V261H90ZM127 259H126V261H127ZM159 259V258H158ZM10 260V259H9ZM81 260V259H80ZM122 260V261H123ZM166 260V259H165ZM177 261H179V263H181L180 262V260H178V259H176ZM183 260V259H182ZM185 260V259H184ZM7 261V260H6ZM30 261V262H31ZM50 261V262H49ZM76 261V260H75ZM84 261H85V259H84ZM159 261V260H158ZM170 261V260H169ZM198 261V260H197ZM239 261V260H238ZM44 262V261H43ZM78 262V261H77ZM86 262V261H85ZM100 262V263H101ZM130 262V263H131ZM162 262V261H161ZM163 262H164V260H163ZM171 262V261H170ZM183 262V261H182ZM227 262V261H226ZM232 262V261H231ZM89 263V262H88ZM123 263H127V262H125V260H124V262ZM123 263H121V264H123ZM129 263V264H130ZM166 264H171V263H169V262H165ZM174 263V262H173ZM184 264H186L185 262H183ZM183 263H181V264H183ZM193 263V262H192ZM199 263H201V264H203V262H199ZM205 263V262H204ZM218 263H219V261H218ZM222 263V262H221ZM12 264V263H11ZM17 264H18V262H17ZM80 264V263H79ZM85 264V263H84ZM90 264V263H89ZM99 264V263H98ZM174 264H177V262L176 263H174ZM188 264H191V262H189ZM194 264H198V262H194ZM206 264V263H205ZM207 264H209V263H207ZM211 264V263H210ZM213 264V263H212ZM232 264V263H231ZM236 264V263H235ZM239 264V263H238Z\"/></svg>", "mask_w": 264, "mask_h": 264}]
</instances>
